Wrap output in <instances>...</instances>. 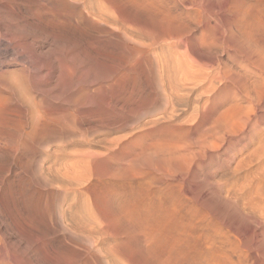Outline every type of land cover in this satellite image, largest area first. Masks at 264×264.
<instances>
[{"label": "rangeland", "instance_id": "1", "mask_svg": "<svg viewBox=\"0 0 264 264\" xmlns=\"http://www.w3.org/2000/svg\"><path fill=\"white\" fill-rule=\"evenodd\" d=\"M94 1L91 0V2H90V0H67V2H66L65 0H61V1L60 0H0V13H1L0 21L1 22L3 21L2 23L0 22V28L2 29V30L0 29V32L1 33L3 32L5 34V35H3V37H0V63H1L0 64V73L2 72L0 74V82H2L0 84V87H1L0 89H2V91L0 90V93L2 92L0 94V96H3V97L7 96L4 98H2V97L0 98V111H1L0 112V119H1V121L4 122L3 123L0 121V125H1L0 126V134L2 133L1 129H3V133L0 136V138H1L0 153L2 154L4 152L2 155H0V160L3 159L2 162L0 161V163H2V166L0 165L1 170H2V167H4L3 171H0V256L2 255V258L4 257L3 259H1V257H0V262L2 264H11V263L12 264H264V0H183V1L179 0V2H175L178 0H166L167 3L165 0H154V1L153 0H144V2H142L143 0H138V1L135 0V2L133 0H132V2H131V0H128V1L127 0L126 1L121 0L122 2H119L120 0L119 1H117V0H104L103 1L102 0L103 1L102 5L106 6V8L103 6L100 7L101 4H98L99 2L101 3V0L100 1L97 0L98 2L96 0H94ZM107 1H109V2H107ZM129 1H130V3H133V4L135 3V4L130 5V4H128ZM81 2H83L84 4L83 3L81 4ZM112 2H114L115 5H113ZM169 2H171V3H169ZM196 2H197V4H199V6L197 4H195ZM88 3H89V6L87 5ZM93 3L96 4L94 7H93ZM147 3H149V4H147ZM175 3H177V4H175ZM37 4L39 5V7H36V6H38ZM76 4H78L79 6ZM104 4H107L108 6L111 5L112 7L114 6V8H112L110 6L111 8L109 7L110 8L109 9L108 6L104 5ZM127 4H128V6H127ZM174 4L178 5V6H175ZM185 4L190 6V7L187 6L185 9V7H184ZM223 4H226V5H223ZM83 5H85V6H83ZM135 5L137 8L135 7ZM138 5L139 6L143 5V7H141L142 10H141V8L138 7ZM146 5H147V7H146ZM171 5H173L175 7H173ZM192 5H193V7H192ZM43 6H46V7H43ZM96 6H97V8H96ZM83 7L87 10L86 11L87 14H86ZM158 7H159V10H157ZM178 7L181 8V9L179 8L181 10V12L177 11V10H179ZM3 8H5V9H3ZM40 8H42L43 11ZM44 8H47V10ZM88 8H90V9H88ZM92 8L94 9V13L92 12L93 11ZM95 8L98 10L100 9L99 11L101 13H102V10L104 9L103 10L104 12L102 13L103 15H106L108 12L107 16H109V19L107 16L104 17L103 15H101L100 12L98 10H96ZM115 8H117L119 11L116 10ZM143 8L147 9L148 11L143 9ZM170 8H172V9H170ZM36 9L38 11L40 9V11L38 12ZM160 9H162L163 11ZM167 9H168V12H167ZM174 9H175V11H173ZM199 9H201V10H199ZM1 10L3 11L4 14L2 13ZM90 10H92V11H90ZM95 10L97 13L95 12ZM105 10L106 11L108 10V11L106 12ZM109 10H113V11L110 12ZM152 10L153 11L155 10L156 12L160 11V13H156L155 11L153 12ZM202 10H204V11H202ZM228 10H230V11H228ZM8 11H9V13H8ZM41 11L43 12V14ZM115 11H116V13H115ZM164 11H165V13H164ZM195 11H197V12H195ZM5 12L7 13V15ZM81 12L84 16L81 15ZM90 12H92V13H90ZM193 12H195V13H193ZM201 12H203V13H201ZM36 13H38V15ZM161 13H163V14H161ZM174 13L176 16H172V15H174ZM226 13H227V15L224 16V14H226ZM111 14L112 15L117 14L115 17L116 19H114V16H112ZM164 14H166L167 16L170 14L168 16V19L166 18V15H164ZM179 14H181V15L182 14H184V15L188 14V15L187 16L182 15V17H183L182 18ZM190 14L191 15L193 14V15L191 16ZM93 15H94V17H93ZM96 15H98V16H96ZM156 15H158V16H156ZM161 15L163 17L165 16V18L167 20L165 18H162ZM207 15L208 16L210 15V16L208 17ZM4 16L8 17V18H4ZM120 16L123 20L122 22L125 24H123L120 21L121 20ZM177 16L179 17V18H177L179 20L176 19ZM11 17H13V19ZM98 17L99 18L101 17V19L106 18V20L105 19L104 20L107 22H104L103 19L100 20ZM110 17H111V20H110ZM170 17H172V18H170ZM173 17H175L174 20H173ZM201 17L203 20L201 19ZM221 17H222V19H221ZM223 17L225 18V21H224ZM3 18H4L5 22H4ZM92 18H94V19L92 20ZM158 18L159 19L162 18V19L159 20ZM180 18H182V19H180ZM207 18L209 19V21ZM228 18L230 19V21ZM7 19L9 22L11 21V19L13 21L14 20L15 21L14 22L11 21L13 23L12 24L11 22L10 23L7 22ZM96 19H97V21H96ZM156 19H158V20H156ZM169 19L173 21V22H170L173 24V26L169 27V25H170V24L168 25V21H170ZM217 19H219V20H217ZM227 19H228V21H226ZM109 20L111 22H113L114 20L116 22L119 21L117 23V25H119L120 22H121V25L116 26V24H115V27H113L114 26L113 23H116V22L114 21L113 23H111ZM180 20H182L181 21L182 26L179 24ZM102 21H103V23H102ZM156 21H159V22H156ZM188 21L189 22L191 21L192 23H189ZM97 22L99 23V25ZM174 22H175V24H174ZM223 22H225V23L227 22L229 25L226 23L227 24V26H226V24ZM4 23L6 26L4 25ZM163 23H165V24H163ZM183 23H184V26H183ZM220 23H222V24H220ZM2 24L4 26H2ZM14 24H16V25H14ZM21 24H22V26H21ZM126 24H129V25L127 26ZM132 24L135 26V27L133 26L134 28L131 26V29L133 28L132 29L133 31L129 27ZM158 24L162 25L163 27L162 26L158 27ZM186 24H189V25H186ZM190 24L192 26H194L196 29L194 27H192ZM223 24L225 25L224 27H222ZM23 25H26V27ZM109 25H112V26H109ZM123 25H125V26H123ZM185 25L190 27L192 32H191L190 28H189V30H187L188 27H186ZM199 25H200V28H202V29L199 28ZM22 27H25V28H22ZM112 27H113V30H112ZM119 27L121 28V31H119L120 30ZM171 27H174V28H171ZM183 27L184 28L186 27V31H185V29H184V31L181 30V29H183ZM215 27H216V29H215ZM226 27L229 29H227ZM128 28H129V30H128ZM110 29H111V31H109ZM137 29L140 31H136ZM172 29H174L173 32H172ZM125 30L127 33L124 32ZM127 30L129 32L132 31L133 34H132V32L129 33ZM141 30H142V32H141ZM218 30H220V33ZM227 30H229V31L227 32ZM14 31L16 33H14ZM22 31L25 33H23ZM205 31L206 32L208 31L207 32L208 34ZM224 31H226V32H224ZM134 32L135 33L138 32V33L134 34ZM140 32H141V34H139ZM170 32L173 35L172 34L169 35ZM193 32H195V33H193ZM201 32H202V34H201ZM1 33H0V36H2ZM17 33H19V34H17ZM118 33H120V34H118ZM121 33H123L124 36H123V34L121 35ZM217 33L219 35L221 34V36L219 37ZM6 34H8V35H6ZM13 34H14V36H13ZM24 34L26 36H24L25 38L23 37L24 38L23 39L22 36ZM203 34L205 36H203ZM125 35H127V36H125ZM132 35H134V36H132ZM141 35L145 36V38H143V36H141ZM178 35L182 36V37H180L181 39H179V40H178L179 37H177ZM193 35L195 37H193ZM198 35H200V36L202 35L201 37H204V38H201ZM129 36H132L133 38H131ZM167 36H169V37H167ZM170 36H171V38H170ZM196 36L199 38V41H197L198 38ZM209 36H211L214 40L210 39ZM230 36H232L233 38ZM17 37L21 38L22 42ZM161 37L163 39L166 38L167 42H165L166 40L164 41L163 39H161ZM187 37H188V39H187ZM206 37H209L207 39H210L211 42L209 40H207ZM115 38H119V39H115ZM121 38H122V40H121ZM140 38H142L143 40H140ZM158 38L160 41L158 40ZM174 38H175V40H174ZM184 38H186V39H184ZM193 38H194V43H193ZM219 38L223 39V41H221V39H219ZM136 39H138V40H136ZM145 39H147V40H145ZM153 39H154V42L152 41ZM155 39L157 42H155ZM169 39L172 42L176 43V46L174 43L172 44V42ZM13 40L15 42L16 41L17 42L15 43ZM217 40H218V42H217ZM180 41H181V43H180ZM203 41H205V42L208 41L209 43L208 42L202 43ZM117 42H120V43L116 44ZM198 42L200 43L199 45H197ZM224 42L225 43L227 42L226 43L227 47L224 45ZM150 43H152L151 45H154V46L157 45V43L159 45L155 46V49H154V46H150ZM154 43H156V44H154ZM161 43H162L161 47L162 48L165 47L164 49H162L160 47ZM189 43H191V44H189ZM201 43L203 46L201 45ZM178 44H181L180 48H179ZM188 44L191 47L190 49H189V46L187 47ZM193 44L194 45L196 44V45L194 46ZM208 44H210V45H208ZM120 45H121V47H120ZM170 45H173V46H170ZM192 45L194 48L192 47ZM181 46H182V48H181ZM198 46H200L199 47L200 49L198 48ZM169 47H172L173 49H171ZM174 47H176V48L178 47L176 49V52L177 51L179 52V50L185 51V52H183L184 54L181 52H180L181 54H179L178 52L177 53L175 52L177 55H174V57H173V54H175L174 53V51H175ZM229 47L231 48V50ZM216 48H217V50H216ZM159 50L160 51L162 50L163 52L162 51L160 52ZM168 50H172V51H168ZM186 50L187 51L190 50L188 52V53H190L189 55L187 54ZM197 50H199V51H197ZM191 51L193 52L194 55L191 53ZM229 51H230V53H229ZM170 52L173 54H171ZM224 52H226V53H224ZM158 53L163 55V56L158 55ZM164 54L167 56V60H166V56H164ZM168 54H170L169 57L172 56L173 58L172 59L169 58ZM186 54L188 55L187 58H185ZM210 54L212 55V57ZM228 55H230L231 58ZM133 57H135L136 59ZM162 57L163 58L165 57V58L163 59ZM191 57H194V59L196 58V60L201 62L202 65L200 63L198 64V62L196 60L193 61L194 59ZM205 57H207V58H205ZM190 58H191V61H190L191 63L189 62ZM159 59L162 62L158 61ZM169 59H171L172 61ZM182 59H183V61H181ZM186 59L188 60V62L186 61ZM168 61L170 63L172 62L171 63L172 65L170 63H168ZM177 61H179V62H177ZM184 61H185V65H183ZM176 62L178 64L182 62L181 65H183L184 67L187 66V70L190 69V67H191L189 72L192 70L191 72L193 73V76L196 74V71H198V70H200V73L204 72L205 75H203L204 73H202L201 75L199 73H197L198 75H200V77H202V78L199 77V79H201V80H199L197 74L193 77L192 73H189L187 70L186 71L188 73H186V71L184 72V70H185L184 67L181 68L182 66L180 67V64H179V66H177L178 64ZM194 62H197L198 66L194 65L195 64ZM216 63H217V65H216ZM156 64H158V65H156ZM160 64H162L164 66H162ZM218 64H219V66H218ZM226 64H229L230 66L226 65ZM189 65H190V67L188 68ZM199 65L202 66V68H201L202 71H201V69H199L201 67ZM154 66L155 67L158 66L161 69H159V68L156 69ZM171 66L173 69L176 66L178 67V68L176 67L174 69V71L176 69H178L175 71L176 73L180 71L179 67L182 71L176 75H173V74H175V72L172 69H169V67L171 68ZM208 66L213 67V68H209ZM216 66H218L219 68ZM193 67H194V69L196 68L198 70H196V69L194 70ZM203 68H205V71L203 70ZM206 68L210 71H208ZM216 68L219 71H217ZM152 69L153 70L155 69V70L153 71ZM211 69H213V71ZM225 69L228 72H230V71L231 72L229 74H227V73H225L226 72ZM21 70H23L25 72H23ZM160 70H162V71H160ZM165 70L166 71L170 70L169 71L170 73L165 72ZM206 70L208 71V73L206 72ZM7 72L11 73V75L8 74ZM157 72L159 74H161L163 72L164 75L162 74L161 76H159ZM14 73H15V76H14ZM20 73H22V74H20ZM154 73H157V74H154ZM166 73H169L170 76ZM171 73H173L172 74L173 77L171 76ZM7 74L10 75L9 80L12 81L11 85H13V86H11V87L9 84L10 81H8L6 78V77H8ZM17 74L19 77H17ZM179 74H180V76H179ZM183 74H185V75H183ZM186 74L187 75L190 74L191 76L188 75L187 76L188 78L186 79ZM216 74H218V75H216ZM26 75L27 76L30 75V76H28V78L26 79L25 78V77H27ZM166 75H168V76L166 77ZM181 75H183L185 77H183ZM225 75L227 76L226 79L224 77ZM11 76L14 77V79ZM174 76L176 78V81L173 79ZM176 76L179 77V81H178V77H176ZM189 76H190V78L193 77V79L196 77L199 81L196 80V78H195V80L191 79V81H190ZM203 76H206V77L208 76V77L207 78L205 77L206 78L205 79ZM209 76H213V79H210L212 77L209 78ZM168 77H171L172 79L171 78L168 79ZM153 78H154V80H152ZM161 78L163 80L162 81L163 85L166 83V82H164L165 79L166 78L168 79L169 84L166 83L167 85L166 84L165 85L169 87L168 89L170 91L172 90L171 92H169V90L166 88L165 85L163 86L162 84H160ZM217 78H218V80H217ZM1 79L4 81H2ZM5 79H6V82L9 84L8 85L9 87L5 85V84H7L5 82ZM203 79H205L208 82L207 83L204 80L206 82V84H209V82H210L211 83L210 85L213 86L215 90L214 89L212 90L210 85H209V87H208V85H206V87H208V88H206L205 83L203 82ZM15 80H16V82H15ZM170 80L173 82L174 88H176L175 86H177L178 84H179L178 86H180L179 87L180 89L183 88V85H185L183 90L185 91L187 88V91H188L189 88L191 89V85H194V82H195V85H194L195 88H192L191 93H187V95H186V92H181L182 89L178 90L179 88H177V90H178L177 93L180 94V95H178V94H176L177 90L173 88V85H171L172 82ZM184 80L186 82H189V83H186ZM174 81H175V84L176 83H178V84L175 85ZM182 81H183V83H182ZM214 81H216V82H214ZM196 82L197 83L202 82V85L204 84L203 86L206 89L204 87L203 88L206 91L208 90V92L210 94L203 90L201 84L198 83L199 86H197L198 84ZM224 82L226 83V85ZM154 83H156V84L158 83V84L155 85ZM191 83H193V84H191ZM213 83H215V85ZM2 84H3V87H2ZM16 84L18 85V87ZM187 84H190L189 87L187 86ZM30 85H31V87H30ZM159 85L162 87H158ZM171 86L173 89H170ZM12 87H13V90H12ZM14 87L17 91H19L20 87H23V89L21 88V91L16 93V90H14ZM9 88H11V89H9ZM27 88H30V89H27ZM163 88H166V89H163ZM162 89H163V91L164 90L165 91L163 92ZM28 90H30L31 92ZM157 90H160V91L157 92ZM173 90H176V91H173ZM195 90H196V92H195ZM227 90H228V92H227ZM13 91H15V93L17 95L18 94H20V95L15 96ZM199 91H200L201 95L204 92L205 93L202 96H200ZM10 92H13V93H10ZM173 92L177 96L183 95V97H185L182 100L179 99L180 101L178 100V102H176L177 104L175 103L173 105L176 107L170 106V105H172V103H169L170 99H169V97H167L170 95L173 96L174 95V94H172ZM188 92H190V91H188ZM211 92H213V93H211ZM21 93L26 94V96L29 97V99H27V97ZM196 93H197V95H195ZM12 94L14 96H12ZM28 94H29V96H28ZM176 95H174V96H176ZM184 95H186V96H184ZM210 95L213 98L212 100L210 98L211 97ZM19 96L21 98H19ZM84 96H85V98H84ZM89 96H90V98H89ZM123 96H126L125 99H123L124 98ZM138 96H141V97H138ZM146 96H147V99H146ZM148 96H151L153 101H149V102L147 101L148 105H146V100H152L150 97L148 98ZM162 96H164L165 98H168V99H165ZM197 96L199 99H196ZM17 97H18V99H20V101L16 100ZM38 97H39V99H41V98L42 99L39 100ZM69 97H71V98H69ZM72 97H73V99H72ZM74 97H78V99L74 98ZM94 97L95 98L97 97V98L95 99ZM193 97H194V99H193ZM35 98H37V99H35ZM93 98H94V100H93ZM126 98H128V100ZM159 98H161V100ZM163 98H164V100H163ZM206 98H207V100H206ZM7 99H9V100H7ZM44 99H46V100H44ZM69 99H71L73 101L72 104H69L72 102ZM82 99L86 103L82 102ZM107 99L109 102L107 101ZM113 99H114V101H111ZM115 99H116V101H115ZM224 99H225V101H224ZM1 100H2V102L3 101L4 102L2 103ZM12 100L14 103H12ZM26 100H29L30 102L26 101ZM125 100H127V102ZM183 100H184V102H182ZM197 100H199V101L197 102ZM17 101H19V103ZM23 101H24V104L26 106L23 105ZM31 101H32V103H33V101L34 102L36 101L34 103V106L38 105L37 107L35 106L36 107V109H34L35 112H32V111H34L32 108H35V107H33V104L31 103ZM40 101H41V104H40ZM43 101H44V103H43ZM47 101L51 103V104L50 103L47 104L48 106H46ZM74 101H76V102L74 103ZM78 101H80V102L78 103ZM94 101H95V103H94ZM130 101H132V102H130ZM137 101H138V104H137ZM141 101L145 105L144 107L142 106L143 104L141 103ZM144 101H145V103H144ZM222 101H224V103H222ZM20 102H22V103H20ZM88 102L90 104H93L94 106L90 105ZM105 102H108L109 105H108V103H105ZM157 102H158V106H157ZM165 102L167 103V105ZM187 102H188V104H187ZM192 102L194 105L195 104L197 105V106L195 105L194 109L196 110L198 108L197 110L200 113H198V111L196 110V112L198 113L197 114L193 110V108H191V106L193 105ZM16 103H17V105H15ZM61 103H62V105H61ZM96 103L98 106L95 105ZM117 103H119L121 106L119 104L117 105ZM149 103H150V105H149ZM152 103H153V105H152ZM198 103H200V104H198ZM205 103H207V104L210 103V104H212L211 106H213V107L209 106L210 104L207 105ZM217 103H219V104H217ZM19 104H21L22 107ZM30 104L32 107L30 106ZM74 104H75V107H73ZM104 104H106V106H104ZM189 104L190 105L192 104V105L190 106ZM202 104H205L206 107L205 106L202 107ZM4 105L8 106V107H5ZM49 105H51V106H49ZM58 105L61 107H59ZM78 105L79 106L82 105L83 107L82 106L79 107ZM123 105H125V106H123ZM128 105H130L131 108ZM134 105H137V106L139 105V107L135 106L136 108H139V109H136L135 107L133 108ZM163 105L165 108L162 107ZM215 105L217 107H214ZM23 106H25V107H23ZM28 106L30 107V109ZM85 106H87V107H85ZM111 106H112V109H111ZM117 106H119V107L117 108ZM147 106H148V108H146ZM149 106H151V107L149 108ZM159 106H161V107H159ZM177 106H179V107H177ZM200 106H201V108H200ZM11 107L14 108V109L12 108L13 111H11L12 110ZM38 107L41 109H37ZM53 107H54V109L53 110L51 109V111H50V108H53ZM77 107H79L78 111L81 110L82 112L81 111L78 112ZM154 107L156 108L157 111L155 110ZM166 107H167V109H166ZM181 107H183V109H186V108L187 109L183 110ZM207 107H208V109H207ZM5 108H6V111H5ZM16 108L18 110L15 113ZM19 108H20V110H19ZM42 108H43V110H42ZM127 108L129 110H127ZM153 108H154V110H153ZM162 108H163V110L166 109L165 110L166 112L162 111L161 110ZM177 108H180L181 110L180 109L177 110ZM222 108L223 109L225 108V111ZM65 109H67V110H65ZM134 109H136V110L134 111ZM143 109H145V110H143ZM148 109H149V111H148ZM169 109L171 111H169ZM212 109H214L216 114H214L215 112L212 113L213 112ZM27 110H29V111L27 112ZM39 110H41V111L39 112ZM137 110L138 111L140 110V111L138 112ZM176 110L180 111L181 114L179 112H177ZM182 110L185 112H183ZM190 110H192V111L190 112ZM209 110H210V112H209L210 115L208 113L206 114V112ZM227 110H229V111L231 110V111L227 112ZM30 111H31V113H29ZM37 111L39 112V114ZM104 111L106 113H109L110 115L109 114L107 115ZM110 111H112V112H110ZM113 111L114 112L116 111L117 113H114ZM155 111H156V113H155ZM167 111L171 112L173 115L172 114L170 115L169 113H167ZM12 112H14V114ZM21 112L23 114L25 113L24 114L25 116L21 115L22 114ZM75 112H76V114L74 115ZM89 112H92V113H89ZM94 112L97 113L99 116L97 114L92 115V114H95ZM126 112H128V113H126ZM136 112H138V113H136ZM186 112H187V114H186ZM188 112L191 113L190 116H192L194 114V112H195V114L192 117H190ZM222 112L224 115H222ZM5 113L7 114V116ZM43 113H47V114H44L45 116H43L42 115ZM49 113H50V116L48 115ZM158 113L160 115H163V116H161L162 120L160 118H158L160 116ZM12 114L14 116L15 115L16 116L14 117ZM79 114L82 116H80ZM111 114L112 115L114 114L115 116L114 115L112 116ZM196 114H197L198 119L195 116ZM200 114H202V115L204 114L203 116H205V117L201 118ZM205 114L208 115L207 116V118H209L208 120H207ZM18 115H19V117H18ZM41 115H42V117H41ZM76 115L78 117H76ZM101 115H102V117H101ZM106 115H107V117H106ZM118 115H119V118H118ZM220 115H222V116H220ZM32 116L33 117L35 116V118L33 119ZM124 116H126L127 118ZM156 116H157V118H156ZM166 116L168 117V119ZM172 116H174V117L176 116V117L174 118ZM186 116H187V121H189L190 124L186 121H185L186 123L184 122V124L181 123L180 120L181 119L184 120V117H186ZM194 116H195V118H194ZM209 116H211V117H209ZM48 117H50V118H48ZM80 117H82L83 119ZM170 117H172V118H170ZM9 118L12 121H10ZM38 118L41 121H39ZM40 118H42V119H40ZM45 118H48V119H45ZM73 118H74V120H77V121H74ZM99 118H101L103 120L101 121V119L99 120ZM104 118H106V119L104 120ZM154 118H156V120L157 119L158 120L156 121ZM200 118L202 119V121H199ZM5 119H8V121ZM35 119H37V120H35ZM193 119H196V120L193 121ZM17 120H19V121L16 122ZM45 120L47 123H49V122L50 123L47 124L45 122ZM72 120L74 121V123H72L73 122ZM78 120H79V122H80V120H82L83 122L81 121L79 123ZM97 120H99V122ZM148 120L150 122V125L154 124L153 127H155L154 129L157 130V132L154 131V129H152L153 127L148 124ZM153 120L155 121V123ZM166 120H168V121L166 122ZM203 120L205 121V123ZM209 120H211V122ZM31 121L33 123V126L29 125V124H32ZM43 121H44V123H43ZM113 121H115L116 123H118V122H120V123H118L119 125H117V127H115L116 123L114 122V125H113L112 124ZM146 121H147V123H146ZM173 121H174V123H173ZM196 121H198L199 123ZM7 122H9V125ZM10 122H12L14 124H12V123L10 124ZM15 122L17 125L19 124L20 126L19 125L18 126L21 128H19L15 124ZM27 122L29 124H27ZM41 122H42L43 126H42V124H39ZM68 122L71 124H69ZM100 122H102V125L100 124ZM103 122H105V123H103ZM121 122H123V123H121ZM152 122H153V124H151ZM171 122L173 123L172 125H170ZM202 122H203L204 126L202 125ZM2 123H3V126H2ZM56 123H58V124H56ZM143 123L144 124L146 123L145 126ZM164 123L165 124L169 123L168 124L169 126L167 125L168 127L166 125H163L164 127L166 126L167 128H169V130L171 129L172 131L175 129V131L172 132V131H169L168 129L167 130L165 129L166 131L164 129L161 131L160 129L164 128L162 126V124H164ZM177 123H178V125H176ZM147 124H148L149 128H148V126L146 127ZM195 124L197 126H195ZM13 125H15L16 127H18L20 129L21 135L17 134V132H19V130L16 129L17 130L16 131L15 130L16 127H14ZM37 125H41V126H37ZM55 125H56V127H55ZM59 125L61 127H59ZM71 125H74V126L79 125L77 127H78V129L80 128V131L77 128H75L74 126L72 127ZM108 125H110V127ZM28 126H30V127H28ZM138 126H141L144 128H140ZM157 126L159 128H157ZM6 127L8 129H10L11 131L14 129L13 132H15L14 133L15 135L13 134V132L9 131ZM37 127L39 130L43 127L45 129L43 128L41 130V133H40V132H38L39 130H36ZM52 127H54V128H52ZM64 127H65V129H63ZM150 127H152V128H150ZM22 128H23V130H22ZM55 128H57L58 130ZM60 128H61V131H59ZM100 128H101V130H100ZM107 128H108V130H107ZM133 128H134L133 133L135 135L132 133ZM176 128L177 129L179 128L181 130V131H179V129H178V132H181V134L180 133L177 134ZM49 129L52 132H50ZM43 130L44 131L46 130V132H44ZM129 130L131 133L129 132ZM135 130H138V135L136 134L137 131H135ZM140 130H142V133ZM145 130H147V131H145ZM148 130H151V131L148 132ZM158 130L161 132H159ZM30 131L31 132L33 131V132L29 136V134L31 133ZM53 131L56 133H54ZM163 131H165V132H163ZM184 131H186L187 133ZM79 132H81V133H79ZM7 133H8V135H7ZM39 133L41 134V137H39L40 135H35V134H39ZM64 133H66L67 137L65 136ZM67 133L69 135H67ZM85 133H86V135H85ZM125 133H126V135H127V133H129L130 136L127 135L126 137H124L123 135ZM164 133H165V135H164ZM77 134L78 135L81 134V135L78 136ZM82 134L84 136H82ZM131 134H133L132 136H134L133 137L134 139L132 138ZM158 134H160V135H158ZM23 135H25V136H23ZM44 135L46 136L45 138L43 137ZM71 135H72V137H71ZM171 135L175 136L176 139H173V136L170 138ZM182 135L186 138L185 140L182 138ZM7 136H8V138L9 137L10 138L8 139ZM49 136H51V137L49 138ZM146 136L148 138H150V140H152V143H150L149 139H147V140L144 139V138H147ZM153 136H154V138L152 139ZM161 136H162V138H161ZM167 136L169 137V139H171V140L173 139V143L175 141L174 146L171 145V144H173L172 142H170L171 140L168 141L169 139H167L168 138ZM11 137H14V138H11ZM16 137H17V139H16ZM18 137H20V138L18 139ZM24 137L28 138L29 140L25 139ZM37 137H38V139H37ZM53 137H55V138H53ZM86 137H87V139H86ZM100 137H102V138H100ZM103 137H105V138H103ZM122 137H124V138L122 139ZM2 138L5 139L3 142H2V140H3ZM41 138H43V139H41ZM90 138H92V139H90ZM108 138L111 141L110 143H107V141L109 142ZM127 138H128V140H127ZM137 138L138 139L140 138L138 140L139 142L140 141L142 142L141 139H143L144 143L143 142L139 143L136 140L135 142H137V143L134 145L132 142ZM155 138L156 139L158 138V139L156 140ZM163 138H164V140H163ZM177 138H180L181 140L183 139L184 141L183 140L181 141L180 139H177ZM21 139H22V141H21ZM40 139H41V141H40ZM44 139L46 141H44ZM49 139H50V141H49ZM80 139H82L83 141ZM205 139H208L209 142L212 140V142L215 144H213L212 142L209 143L207 140L205 141ZM209 139H211V140H209ZM12 140H15V142ZM68 140L70 142H68ZM86 140H90V141L88 142ZM91 140H93V141L95 140V143L93 141L91 142ZM103 140H106V141H103ZM113 140H114V143L112 142ZM116 140H119L120 142H123V143H119L120 144V146H119V144H118L119 141L117 142V144H115ZM126 140L128 142H126ZM153 140L158 141V142H156L157 146H154L155 141L153 144ZM159 140H160V142H161V140L164 142L160 143ZM165 140H167V142H165ZM176 140L178 142L181 141L180 142L181 144L177 143ZM7 141H10L9 144L10 143L11 144L9 145ZM64 141H66V142H64ZM129 141H130V143H129ZM31 142L32 143L35 142L37 144L34 145V143L32 144ZM38 142H42V143H38ZM77 142H79L78 145L80 147L75 145V144H77ZM81 142H83V143H81ZM102 142L103 143L106 142L107 144L106 143H104V144L107 146H109L111 143H112V145L114 144V146H113L114 149L111 148L112 146L111 147L110 146L107 147L105 145L103 146ZM168 142H170V143H168ZM43 143H45V144L43 145ZM61 143H64V146H63V144L61 145ZM93 143H94V146H92ZM125 143L127 146L125 145ZM138 143L140 144L139 146L137 145ZM148 143H150V145L153 144L154 148H153V146H151V148H153L152 151L150 148H148V146L150 147V145ZM176 143H177V145H176ZM14 144H15V146H14ZM128 144H130V145L133 144V145L130 148V146ZM142 144L143 145L145 144L146 147L145 146L144 147H145L146 151H145V149H143ZM147 144H148V146H147ZM41 145L44 148L40 147ZM115 145L117 146V148ZM166 145L168 147H166ZM13 146H14V148H13ZM46 146L48 149V154L46 153L47 152ZM72 146H74L73 149L75 148V150H77V151L79 150L78 148H81V146H84L81 148L82 150L78 151L77 154H78V156H79V154H81L80 155L81 157L84 155V157H82V159H84V160L87 159V161L85 160L86 162L84 160H82L80 157L76 156L77 154H75V156H76L75 157V156H73L74 155L73 153H70L73 150V149L71 150ZM75 146L78 148H76ZM88 146H91V147H88ZM122 146H124V147L122 148ZM140 146L142 147L143 150L141 148H139ZM162 146H164V147H162ZM170 146H171V148H170ZM7 147L9 148V150H10V148L12 150L8 151ZM29 147L33 152L32 155H30L31 151L29 150ZM64 147H66V148H64ZM155 147L156 148L157 147L162 148L163 152L157 150ZM68 148H69L70 152H68L69 151V150H67ZM105 148H106V150H105ZM1 149L2 150L4 149V150L2 151ZM21 149H22V151H21ZM36 149H38V150H36ZM58 149H61L63 152L61 150H58ZM112 149H113V151H112ZM133 149H138V151L133 150ZM24 150H26V151H24ZM64 150H66V151L64 152ZM75 150L73 152H75ZM86 150L87 151L89 150L88 151L89 154H86V153H88ZM92 150H94L96 153ZM120 150L122 153L119 152ZM55 151H56V153L61 151L63 154L61 152H60V154H58V153L55 154ZM82 151L83 152L86 151V152L83 153ZM124 151H126V152H124ZM127 151H128V153H127ZM134 151H136V153H134ZM144 151H145V153H144ZM7 152H9V153L7 154ZM20 152H22V153H20ZM44 152H45V155H44ZM66 152H68L69 154H71V156H73L70 158L71 162H74L77 160V162H74L75 167L78 165L75 169L73 168L74 166L72 165V163L70 161H68L70 155H65V154H68ZM100 152H102V153H100ZM146 152H147V154H146ZM12 153H13V155H12ZM120 153L122 155L127 153L125 155L126 158L124 155H123L124 158L123 157L121 158L122 155ZM152 153L154 155H152ZM24 154L26 157L24 156ZM33 154H34V157H32ZM61 154L63 155V157ZM143 154H146L148 156L146 157ZM161 154L164 157L161 156ZM51 155H53V156H51ZM150 155H152V156H150ZM158 155H160V156L158 157ZM2 156H3V158H1ZM9 156L11 159L9 158ZM19 156H21L22 159ZM118 156H120V157H118ZM5 157H6V159H5ZM27 157H28L29 161H26V160H28V159H26ZM40 157L41 158L43 157L45 159L43 160V158L41 159ZM77 157L80 158V161H78L79 159ZM132 157H133V159H132ZM143 157H146V159L145 158L143 159ZM55 158H57L58 160H55ZM59 158H61V159H59ZM62 158H64L65 160H62ZM66 158H67L68 162L66 161ZM75 158H77V159H75ZM119 158L122 161L119 160ZM153 158L155 161L153 160ZM159 158H160V160H159ZM162 158H163V162L161 161ZM52 159L55 161H53ZM126 159H128V161ZM140 159H142V160H140ZM9 160H10V162H9ZM33 160L35 162H38V164L35 163ZM59 160H61V161H59ZM149 160H153V161H149ZM195 160L198 162L196 163ZM25 161H26V163H25ZM81 161L82 162L84 161L87 164H84V163L82 164ZM116 161H117V163L115 164ZM124 161H125V165H123ZM156 161H157V163H155ZM3 162L5 163V166H4ZM17 162H19V163H17ZM52 162H54V163H52ZM60 162H62V163H60ZM65 162L70 164V165H67ZM6 163H7V165H6ZM13 163H15V164H13ZM21 163H23V164L21 165ZM49 163L51 165H49ZM55 163H57V165ZM154 163H155V165H154ZM194 163H196V164H194ZM25 164L26 165L28 164V165L26 166ZM52 164H53V166L54 165L55 166L51 168ZM81 164L83 165V167L85 165V167L87 169L88 168L89 169L85 171V169H86L85 168L84 172H83L82 171L83 168H82ZM106 164L108 166L110 164V166L108 167ZM23 165H24V167H23ZM35 165L36 166L38 165L37 166L38 168L34 169V167H36ZM86 165H88V167ZM92 165H93V167H91ZM121 165H123V167H122L123 169H121ZM153 165H154V167L156 166L155 170L152 169ZM6 166H7V168H6ZM10 166H12V167H10ZM39 166L41 167V170L39 169ZM56 166L57 167L59 166V167L57 168ZM70 166H72V167H70ZM113 166L116 167L115 170H112V169H114ZM67 167H68V169H67ZM124 167L126 168V170ZM46 168L47 169L50 168L51 174H52L51 170L55 169V170H53L54 174H52V175L49 174V172ZM62 168L64 169V171L62 170ZM70 168L72 171L69 170ZM77 168H78V170H76ZM110 168H112V169L110 170ZM117 168H118V170H117ZM147 168H149V169H147ZM188 168H189V170H188ZM38 169L41 172L40 171L35 172ZM66 169H67V172L69 171L68 173L66 172ZM107 169H108V171H106ZM165 169H166L167 174H165L166 173ZM33 170H35L34 171L35 174L38 173L36 175L38 176V180L39 181L41 180L40 182H42V180L44 178H47V179L43 180L45 182H42L41 183L42 185L39 183V181H38L39 185H38V183H36L37 178H36V175L33 173ZM75 170L77 171V173ZM147 170H149V171H147ZM162 170H164V171H162ZM58 171H60L61 174L63 172H64L63 174L67 173V175H65V176L63 174L61 175L60 172H58ZM78 171H80V172H78ZM131 171H132V173H131ZM152 171H154V172H152ZM72 172L75 173V174H73V176H71ZM82 172L85 174H81ZM32 173L34 174L35 178H33ZM40 173L43 176H41ZM78 173H80L81 175H79ZM155 173H156V175H155ZM171 173H172V175H170ZM58 174H60L61 176H59ZM68 174L71 176V178ZM76 174H78L79 176H77ZM92 174H93V176L91 178ZM122 174H123V176H122ZM162 174H163V176H164V174L166 176H164V178H163V176H161ZM177 174H179V176ZM185 174H186V176H185ZM54 175H57V176H54ZM175 175H177V176H175ZM22 176H23V178H22ZM39 176H41V177H39ZM67 176L70 179L74 178V180L72 179L73 181L72 180L70 181V179ZM88 176H90V177H88ZM146 176H148V177L150 176L151 179H149L150 177L148 178ZM152 176H154V177L156 176L155 177L156 180L153 179L154 177L152 178ZM171 176H173V177H171ZM181 176H183V177H181ZM48 177H51L50 179H52V181L54 183L56 182V185H54V183H52V181ZM55 177H58L59 180L62 179L63 182L68 179L67 182H69V183H66V185H68V186H66L64 184L66 182L65 181L64 183L61 184V188H60L59 184H57V183H60V181L57 182L58 178H55ZM79 177H81L82 179ZM97 177H99V179L103 178L104 183H103L102 179H100V181H99V179ZM157 177L160 178V180ZM180 177L183 178L181 181H180V179H181ZM83 178L85 179L86 182H82ZM87 178H90L93 183L91 182L90 179H89L90 181H88ZM136 178H139V179H136ZM184 178H186V179H184ZM75 179L77 180V182L81 181V183L79 182L80 185L83 184L85 187L87 185V187L83 188L84 186L81 187L80 185H77V182ZM168 179H170V180H168ZM13 180H15V181H13ZM139 180H141V181H139ZM145 180H146V183H145ZM150 180L151 181L153 180L154 182L153 181L151 182ZM165 180H167V181L164 182ZM8 181H10V182H8ZM87 181H88V183H87ZM97 181H99V183ZM105 181L107 182L106 184H105ZM112 181H113V183H112ZM70 182L72 183V185H74L75 183H76V185L71 186ZM90 182H91V184L88 185ZM100 182L103 184H101ZM108 182H109V185H108ZM118 182H119V184H118ZM139 182L141 183L140 185H138ZM142 182H143V186H145V187H143V188H145V191L143 189L140 190L142 188ZM169 182H172L173 186L170 185L171 183H169ZM44 183H47V184L49 183L48 185H50V186H48L47 184H46L47 185L46 186ZM154 183L156 186H154ZM168 183H169V185H168ZM95 184H97V185H95ZM122 184L124 185L123 188H125L126 190L122 189V186H121ZM149 184L153 186V189H152V186H149ZM43 185H45V186H43ZM91 185H92L93 189H92ZM99 185H102V186H99ZM106 185H108V187H106ZM127 185H128V187H127ZM114 186H115V188H114ZM119 186L121 187L120 189H119ZM129 186H132V187H129ZM134 186H135L134 192L136 193L135 195L138 194L137 198H136V196L133 195L134 193H133L132 188ZM171 187H173V188L175 187V188L173 189ZM49 188H53V190L52 189L50 190ZM58 188L61 190H59ZM110 188H113L115 190L111 189L112 190L111 191ZM147 188H149V190H151V191H149ZM63 189L65 192L64 195H66V192H67V195H70V194L71 195L70 196L66 195L64 197L63 196ZM87 189L90 191L87 192ZM101 189H104V191L106 193H104V191ZM121 189H122V191L123 190L124 191L122 192ZM137 189H138V191H137ZM79 190L82 192L83 195L81 194V192ZM127 190L129 191V193H127L128 192ZM74 191H75V193H74ZM77 191H79V192H77ZM130 191L133 194H131ZM102 192L104 194H102ZM107 192H108V195H107ZM139 192L140 193L142 192V193L139 194ZM97 193H99L101 196H104L106 194L105 195L106 197H104V198L109 199L108 197H110V199L109 200L103 199V197H101L99 194L97 197ZM111 193H113L114 196H112ZM124 193H127V194H125L126 196L124 195ZM75 194L78 197H76V196L74 197ZM77 194H79L80 196ZM115 194H119V195L116 196ZM130 194L132 196H130ZM143 194H145V195L143 196ZM59 195H62V196H59ZM146 195H147V197H145ZM60 197H62L63 199ZM115 197H117V198H115ZM133 197L135 200L133 199ZM142 197L144 200L142 199ZM59 198H60V200H59ZM71 198H73V199H71ZM94 198H96V199H94ZM146 198H148V199H146ZM53 199H54V201H52ZM64 199L67 203L64 201ZM100 199H101V202H100ZM119 199H121V200H119ZM125 199H126V201L129 200L128 202H130V203H127L125 201ZM69 200H71V202ZM123 200L125 203L123 202ZM138 200L139 201L142 200V201H140V203H139ZM148 200L149 201L152 200L154 202H152V201L149 202ZM121 201H122V204L124 203L125 205L120 204ZM98 202H100V203H98ZM134 202H138V203H134ZM146 202H147V204H146ZM52 203H54V204L56 203V204L55 205L53 204L54 205L53 206ZM107 203H108V205H107ZM151 203H152V205H151ZM68 204L70 206H68ZM113 204H114V206H113ZM158 204L160 205L161 208L163 207L164 209L163 208L161 209ZM129 205H131V207H129ZM132 205H134L133 208H134L135 212L132 210L133 209ZM149 205H150V209L148 208ZM155 205H157V206H155ZM55 206H57L59 209ZM112 206L117 210L114 211L115 209ZM119 206H120V208H119ZM67 207H70L71 209L68 210L69 208H67ZM101 207H103V209ZM122 207H124L125 211L122 209ZM139 207L141 209L143 208L142 209L143 211ZM156 208H158V209L160 208V209L158 210ZM66 209H67V211H66ZM129 209H130V211L132 210L131 213H130ZM57 210H58V212H57ZM71 210L74 214L69 213V212H71ZM154 210H156L157 212L154 213L153 212ZM97 211H99L101 213L98 214ZM108 211H109V213L111 211H112L111 213H113V212L114 213L116 212V213L115 214H111V213L109 214ZM117 211H118V213H117ZM136 211H138V213ZM158 211L159 212L161 211L160 215H159ZM165 211L166 212L168 211V212L165 213ZM103 212H107V213H103ZM119 212H120V214H119ZM124 212H126V213H124ZM151 212H153L152 213L153 215L151 214ZM163 212L165 214H163ZM57 213H58V216L55 215ZM140 213L141 214L143 213V214L141 215ZM71 214H73V215H71ZM118 214H119V216H118ZM155 214H157V215L155 216ZM166 214H168V215H166ZM103 215L104 216L107 215L105 217L106 219L102 218V217H104ZM108 215L110 216V218L112 217L111 220L113 219L112 220L113 223L115 222L114 217H116V219H117L116 221L117 222L119 221L120 223L119 222H118L119 224L117 222H115V223L117 224V226L120 225V227L118 226V228L120 230L117 227H116L117 229H114L115 228L114 226H116V224H113L111 222V220L109 221ZM112 215H114V216H112ZM122 215L124 217L127 215L125 218H128V219H124V217ZM137 215L140 217V219L137 217ZM158 215H159V217H157ZM65 216H66V220L64 219ZM150 216H151V218H150ZM170 216H172L173 218L171 217V219H170L169 218ZM81 217H82V219H81ZM92 217L94 218V220ZM160 217H162V218H160ZM71 218L72 219L74 218V219L72 220ZM121 218L123 219L122 221H121ZM100 219H101V221H100ZM145 219H147V220L145 221ZM148 219H150V220H148ZM165 219H167V220H165ZM74 220H76V222ZM80 220H82V221H80ZM106 220H107V222H106ZM124 220H126V221L128 220L127 221L128 223L125 222ZM137 220H138V222H137ZM160 220H161V223H160ZM97 221H100V224ZM108 221H109V223H108ZM131 221L133 223L135 221L134 225L137 224V226H133L132 225L133 223ZM101 222H102V224H101ZM121 222H123V225ZM124 223L125 224L127 223V224L125 225ZM80 224H82V225H80ZM99 225L102 227H100ZM96 226H98L100 228V230L102 229L101 231H103V228L105 227L104 232L106 234H104V232L100 233L99 230L96 231V228L99 229ZM132 226L134 227L135 230L136 229L137 230L135 231L134 229L129 228ZM107 227L108 228L112 227V228L108 229ZM121 227H122V229H121ZM123 229L126 231H121ZM106 230L109 233H107ZM130 231H131V233H129ZM125 232H126V234L124 235ZM4 247H5V249H4ZM3 260H4V262H3ZM9 260H10V262H9Z\"/></svg>", "mask_w": 264, "mask_h": 264}, {"label": "bare ground", "instance_id": "2", "mask_svg": "<svg viewBox=\"0 0 264 264\" xmlns=\"http://www.w3.org/2000/svg\"><path fill=\"white\" fill-rule=\"evenodd\" d=\"M60 1H61V0H60ZM65 1L67 2V0H65ZM93 1H94V0H93ZM96 1H97V0H96ZM98 1H100V0H98ZM98 1H97V2H98ZM103 1H104V0H103ZM103 1L101 0V3H100V2L98 3V4H101L100 7L103 6V5H102V4H103V3H102ZM117 1H119V0H117ZM122 1H126V0H122ZM122 1L120 0L119 2H122ZM127 1H128V0H127ZM133 1L135 2V0H133ZM136 1H138V0H136ZM153 1H154V0H153ZM153 1H152V2H153ZM165 1H166V0H165ZM165 1H164V2H165ZM182 1H183V0H182ZM36 2H37V1H36ZM63 2H64V1H63ZM70 2H71V1H70ZM90 2H91V0H90ZM90 2H89V3H90ZM94 2H95V1H94ZM107 2H109V1H107ZM131 2H132V0H131ZM139 2H140V1H139ZM142 2H144V0H143ZM148 2H149V1H148ZM158 2H159V1H158ZM175 2H179V0H178V1H175ZM193 2H194V1H193ZM198 2H199V1H198ZM200 2H201V1H200ZM223 2H224V1H223ZM34 3H35V2H34ZM37 3H38V2H37ZM61 3H62V2H61ZM82 3H83V2H81V4H82ZM85 3H86V2H85ZM89 3L87 4L88 6H89ZM95 3H96V2H95ZM95 3H93V7L96 5ZM112 3H113V5H115L114 2H112ZM115 3H116V2H115ZM145 3H146V2H145ZM149 3H150V2H149ZM149 3H147V4H149ZM166 3H167V1H166ZM169 3H171V2H169ZM169 3H168V4H169ZM172 3H173V2H172ZM185 3H186V2H185ZM40 4H41V3H40ZM64 4H65V3H64ZM66 4H67V3H66ZM79 4H80V3H79ZM83 4H84V3H83ZM98 4H97V5H98ZM109 4H110V3H109ZM117 4H118V3H117ZM128 4L131 5V4H133V3H130V1H129ZM128 4H127V6H128ZM134 4H135V3H134ZM134 4H133V5H134ZM136 4H137V3H136ZM138 4H139V3H138ZM140 4H141V3H140ZM150 4H151V3H150ZM152 4H153V3H152ZM157 4H158V3H157ZM159 4H160V3H159ZM175 4H177V3H175ZM175 4H174V5H175ZM195 4H197V2H196ZM34 5H35V4H34ZM37 5H38V4H37ZM76 5H78V4H76ZM104 5H107V4H104ZM118 5H119V4H118ZM169 5H170V4H169ZM169 5H168V6H169ZM181 5H182V4H181ZM185 5H186V4H185ZM185 5H184V7H185V9H186V7H187L188 5H186V6H185ZM197 5L199 6V4H197ZM223 5H226V4H223ZM41 6H42V5H41ZM62 6H63V5H62ZM68 6H69V5H68ZM70 6H71V5H70ZM78 6H79V5H78ZM83 6H85V5H83ZM88 6H87V7H88ZM91 6H92V5H91ZM107 6H108V5H107ZM110 6H111V5H110ZM110 6H108V8H109ZM166 6H167V5H166ZM171 6H173V5H171ZM175 6H178V5H175ZM175 6H173V7H175ZM195 6H196V5H195ZM1 7H2V6H1ZM3 7H4V6H3ZM36 7H39V5L36 6ZM43 7H46V6H43ZM74 7H75V6H74ZM74 7H73V8H74ZM103 7L106 8V6H103ZM103 7H102V8H103ZM111 7H112V6H111ZM111 7H110V8H111ZM133 7H134V6H133ZM135 7H136V5H135ZM135 7H134V8H135ZM138 7L141 8V7H143V5H142V6H139V5H138ZM146 7H147V5H146ZM150 7H151V6H150ZM181 7H182V6H181ZM188 7H190V6H188ZM192 7H193V5H192ZM229 7H230V6H229ZM5 8H6V7H5ZM5 8H3V9H5ZM47 8H48V7H47ZM47 8H44V9L47 10ZM81 8H82V7H81ZM83 8H84V7H83ZM96 8H97V6H96ZM96 8H95V9H96ZM108 8H107V9H108ZM110 8H109V9H110ZM112 8H114V6H113ZM129 8H130V7H129ZM136 8H137V7H136ZM168 8H169V7H168ZM176 8H177V7H176ZM179 8H180V7H178V9H179ZM222 8H223V7H222ZM37 9H38V8H37ZM37 9H36V10H37ZM40 9L42 10V8H40ZM40 9H39V11H40ZM49 9H50V8H49ZM88 9H90V8H88ZM115 9L118 10L117 8H115ZM143 9H145V8H143ZM154 9H155V8H154ZM170 9H172V8H170ZM180 9H181V8H180ZM180 9L177 10V11H180V12H181ZM36 10H35V11H36ZM74 10H75V9H74ZM84 10H85V12L87 11L85 8H84ZM92 10H93V11H92ZM92 10H90V11H92V12L94 13V9H93V8H92ZM96 10H98V9H96ZM96 10H95V12H96ZM99 10H100V9H99ZM99 10H98V11H99ZM101 10H102V9H101ZM103 10H104V9H103ZM103 10H102V13L104 12ZM136 10H137V9H136ZM141 10H142V8H141ZM145 10H147V9H145ZM145 10H144V11H145ZM157 10H159V7L157 8ZM160 10H162V9H160ZM199 10H201V9H199ZM225 10H226V9H225ZM1 11H2V10H1ZM37 11H38V10H37ZM39 11H38V12H39ZM42 11H43V10H42ZM42 11H41V12H42ZM88 11H89V10H88ZM105 11H106V10H105ZM107 11H108V10H107ZM107 11H106V12H107ZM109 11L112 12L113 10H109ZM118 11H119V10H118ZM147 11H148V10H147ZM152 11H153V10H152ZM152 11H151V12H152ZM154 11H155V10H154ZM154 11H153V12H154ZM162 11H163V10H162ZM162 11H161V12H162ZM173 11H175V9H174ZM202 11H204V10H202ZM222 11H223V10H222ZM228 11H230V10H228ZM44 12H45V11H44ZM77 12H78V11H77ZM92 12H90V13H92ZM99 12H100V11H99ZM153 12H152V13H153ZM155 12H156V11H155ZM167 12H168V9H167ZM169 12H170V11H169ZM182 12H183V11H182ZM184 12H185V11H184ZM186 12H187V11H186ZM195 12H197V11H195ZM195 12H193V13H195ZM2 13H3V11H2ZM5 13H6V12H5ZM8 13H9V11H8ZM78 13H79V12H78ZM96 13H97V12H96ZM102 13L100 12L101 15H103ZM115 13H116V11H115ZM126 13H127V12H126ZM156 13H160V11H159V12H156ZM164 13H165V11H164ZM178 13H179V12H178ZM201 13H203V12H201ZM228 13H229V12H228ZM3 14H4V13H3ZM36 14L38 15V13H36ZM42 14H43V12H42ZM86 14H87V12H86ZM88 14H89V13H88ZM105 14H106V13H105ZM107 14H108V12H107ZM107 14H106V15H103V16L106 17ZM154 14H155V13H154ZM161 14H163V13H161ZM188 14H189V13H188ZM188 14H187V15H188ZM229 14H230V13H229ZM0 15H1V13H0ZM6 15H7V13H6ZM6 15H5V16H6ZM79 15H80V14H79ZM81 15L84 16V15L82 14V12H81ZM81 15H80V16H81ZM111 15H112V14H111ZM116 15H117V14H116ZM116 15H115V14L112 15V16H114V19H116V18H115ZM164 15H166V14H164ZM169 15H170V14H169ZM169 15H168V16H169ZM171 15H172V14H171ZM179 15L182 17V15H184V14H182V15L179 14ZM179 15H178V16H179ZM185 15H186V14H185ZM185 15H184V16H185ZM187 15H186V16H187ZM190 15H191V14H190ZM192 15H193V14H192ZM192 15H191V16H192ZM195 15H196V14H195ZM226 15H227V13L224 14V16H226ZM5 16H4V18H8V17H5ZM86 16H87V15H86ZM90 16H91V15H90ZM96 16H98V15H96ZM99 16H100V15H99ZM153 16H154V15H153ZM156 16H158V15H156ZM161 16H162V15H161ZM161 16H160V17H161ZM168 16L166 15V18H167V19H168ZM172 16H176L175 13H174V15H172ZM178 16L176 17V19L179 18ZM207 16H208V15H207ZM209 16H210V15H209ZM209 16H208V17H209ZM0 17H1V16H0ZM88 17H89V16H88ZM93 17H94V15H93ZM107 17H108V19H109V16H107ZM188 17H189V16H188ZM195 17H196V16H195ZM199 17H200V16H199ZM202 17H203V16H202ZM202 17H201V19H202ZM4 18H3V20H4ZM11 18L13 19V17H11ZM89 18H90V17H89ZM98 18H99V17H98ZM98 18H97V19H98ZM118 18H119V17H118ZM120 18H121V16H120ZM155 18H156V17H155ZM162 18H165V16H164V17L162 16ZM162 18H160V19L158 18V19L161 20ZM166 18H165V19H166ZM170 18H172V17H170ZM174 18H175V17H173V20H174ZM182 18H183V17H182ZM182 18H180V19H182ZM223 18H224V17H223ZM12 19H11V21L14 22L15 20L13 21ZM15 19H16V18H15ZM85 19H86V18H85ZM93 19H94V18H92V20H93ZM97 19H96V21H97ZM99 19L102 20L103 18L101 19V17H100ZM104 19L106 20V18H104ZM104 19H103V20H104ZM158 19H156V20H158ZM167 19H166V20H167ZM184 19H185V18H184ZM184 19H183V20H184ZM187 19H188V18H187ZM207 19H208V18H207ZM221 19H222V17H221ZM228 19H229V18H228ZM228 19H227L226 21H228ZM105 20H104V22H107V21H105ZM110 20H111V17H110ZM110 20H109V21H110ZM166 20H165V21H166ZM169 20H170V19H169ZM177 20H179V19H177ZM202 20H203V19H202ZM217 20H219V19H217ZM11 21H10V22H11ZM94 21H95V20H94ZM98 21H99V20H98ZM109 21H108V22H109ZM114 21H115V20H114ZM114 21H113V22H114ZM120 21H121V22L123 21L122 18H121ZM163 21H164V20H163ZM175 21H176V20H175ZM181 21H182V20H180V22H179L180 25H181ZM192 21H193V20H192ZM200 21H201V20H200ZM208 21H209V19H208ZM220 21H221V20H220ZM220 21H219V22H220ZM224 21H225V18H224ZM229 21H230V19H229ZM0 22H1V21H0ZM2 22H3V21H2ZM2 22H1V23H2ZM4 22H5V20H4ZM7 22H9L8 19H7ZM10 22H9V23H10ZM12 22H11V23H12ZM110 22H111V21H110ZM113 22H111V23H113ZM115 22H116V21H115ZM118 22H119V21H117L116 23H113V24H114L113 27H115V24H116V26L121 25V22H120L119 25H117ZM156 22H159V21H156ZM166 22H167V21H166ZM166 22H165V23H166ZM170 22H173V21H172V20L168 21V25L170 24L169 27H170V26H173V24L170 23ZM188 22H189V21H188ZM188 22H187V23H188ZM219 22H218V23H219ZM97 23H98V22H97ZM97 23H96V24H97ZM102 23H103V21H102ZM102 23H101V24H102ZM122 23H123V22H122ZM160 23H161V22H160ZM165 23H163V24H165ZM177 23H178V22H177ZM177 23H176V24H177ZM189 23H192V22L190 21ZM196 23H197V22H196ZM201 23H202V22H201ZM210 23H211V22H210ZM212 23H213V22H212ZM223 23H225V22H223ZM226 23H227V22H226ZM226 23H225V24H226ZM229 23H230V22H229ZM12 24H13V23H12ZM29 24H30V23H29ZM29 24H28V25H29ZM105 24H106V23H105ZM108 24H109V23H108ZM123 24H125V23H123ZM156 24H157V23H156ZM171 24H172V25H171ZM174 24H175V22H174ZM194 24H195V23H194ZM194 24H193V25H194ZM202 24H203V23H202ZM220 24H222V23H220ZM227 24H228V23H227ZM227 24H226V26H227ZM4 25H5V23H4ZM4 25L2 24V26H4ZM7 25H8V24H7ZM9 25H10V24H9ZM14 25H16V24H14ZM26 25H27V24H26ZM26 25H23V26L26 27ZM98 25H99V23H98ZM126 25L128 26L129 24H126ZM186 25H189V24H186ZM186 25H185V26H186ZM190 25H191V24H190ZM217 25H218V24H217ZM228 25H229V24H228ZM2 26H1V27H2ZM5 26H6V25H5ZM17 26H18V25H17ZM21 26H22V24H21ZM106 26H107V25H106ZM109 26H112V25H109ZM109 26H108V27H109ZM123 26H125V25H123ZM127 26H126V27H127ZM131 26L133 27L134 25H133V24L130 25V26H129L130 29H131ZM160 26H162V25H159V24H158V27H160ZM165 26H166V25H165ZM165 26H164V27H165ZM174 26H175V25H174ZM178 26H179V25H178ZM178 26H177V27H178ZM181 26H182V25H181ZM183 26H184V23H183ZM191 26H192V25H191ZM224 26H225V25L223 24L222 27H224ZM7 27H8V26H7ZM25 27H22V28H25ZM29 27H30V26H29ZM101 27H102V26H101ZM113 27H112V30H113ZM126 27H125V28H126ZM134 27H135V26H134ZM134 27H133V28H134ZM162 27H163V26H162ZM162 27H161V28H162ZM179 27H180V26H179ZM179 27H178V28H179ZM186 27H188V26H186ZM186 27H185V28L183 27V29H181V30L184 31V29H185V31H186ZM192 27H194V26H192ZM197 27H198V26H197ZM201 27H202V26H201ZM203 27H204V26H203ZM105 28H106V27H105ZM119 28H120V27H119ZM119 28H118V29H119ZM133 28H132V29H133ZM171 28H174V27H171ZM175 28H176V27H175ZM178 28H177V29H178ZM180 28H181V27H180ZM189 28H190V27H188L187 30H189ZM194 28H195V27H194ZM199 28H200V25H199ZM226 28H227V27H226ZM0 29H1V28H0ZM10 29H11V28H10ZM103 29H104V28H103ZM103 29H102V30H103ZM106 29H107V28H106ZM132 29H131V30H132ZM163 29H164V28H163ZM165 29H166V28H165ZM195 29H196V28H195ZM197 29H198V28H197ZM200 29H202V28H200ZM203 29H204V28H203ZM215 29H216V27H215ZM227 29H229V28H227ZM1 30H2V29H1ZM12 30H13V29H12ZM21 30H22V29H21ZM116 30H117V29H116ZM128 30H129V28H128ZM128 30H127V31H128ZM159 30H160V29H159ZM173 30H174V29H172V32H173ZM190 30H191V28H190ZM198 30H199V29H198ZM206 30H207V29H206ZM7 31H8V30H7ZM18 31H19V30H18ZM23 31H24V30H23ZM23 31H22V32H23ZM109 31H111V29H110ZM119 31H121V28H120ZM132 31H133V30H132ZM132 31H131V32H132ZM136 31H140V30L137 29ZM160 31H161V30H160ZM176 31H177V30H176ZM179 31H180V30H179ZM209 31H210V30H209ZM218 31H219V33H220V30H218ZM228 31H229V30H227V32H228ZM8 32H9V31H8ZM122 32H123V31H122ZM124 32H126V30H125ZM128 32H129V31H128ZM131 32H129V33H131ZM141 32H142V30H141ZM141 32H140L139 34H141ZM163 32H164V31H163ZM187 32H188V31H187ZM191 32H192V30H191ZM205 32H206V31H205ZM207 32H208V31H207ZM207 32H206V33H207ZM215 32H216V31H215ZM222 32H223V31H222ZM224 32H226V31H224ZM230 32H231V31H230ZM0 33H1V32H0ZM14 33H16V32L14 31ZM23 33H25V32H23ZM103 33H104V32H103ZM105 33H106V32H105ZM108 33H109V32H108ZM126 33H127V32H126ZM136 33H138V32H136ZM136 33L134 32V34H136ZM161 33H162V32H161ZM168 33H169V32H168ZM193 33H195V32H193ZM210 33H211V32H210ZM17 34H19V33H17ZM21 34H22V33H21ZM21 34H20V35H21ZM118 34H120V33H118ZM122 34H123V33H121V35H122ZM132 34H133V32H132ZM151 34H152V33H151ZM163 34H164V33H163ZM171 34H172V33L170 32L169 35H171ZM179 34H180V33H179ZM185 34H186V33H185ZM201 34H202V32H201ZM207 34H208V33H207ZM217 34H218V33H217ZM1 35H2V36H0V37H3V35H5V34L2 32ZM6 35H8V34H6ZM9 35H10V34H9ZM111 35H112V34H111ZM111 35H110V36H111ZM143 35H144V34H143ZM143 35H141V36H143ZM146 35H147V34H146ZM172 35H173V34H172ZM176 35H177V34H176ZM176 35H175V36H176ZM209 35H210V34H209ZM215 35H216V34H215ZM222 35H223V34H222ZM13 36H14V34H13ZM24 36H26V35L24 34V35L22 36V38H23ZM110 36H109V37H110ZM123 36H124V34H123ZM123 36H122V37H123ZM125 36H127V35H125ZM132 36H134V35H132ZM132 36H129V37L133 38ZM139 36H140V35H139ZM198 36H200V35H198ZM201 36H202V35H201ZM201 36H200V37H201ZM203 36H205V35L203 34ZM212 36H213V35H212ZM216 36H217V35H216ZM216 36H215V37H216ZM218 36L220 37L221 34H220V35L218 34ZM8 37H9V36H8ZM20 37H21V36H20ZM85 37H86V36H85ZM111 37H112V36H111ZM114 37H115V36H114ZM116 37H117V36H116ZM129 37H128V38H129ZM167 37H169V36H167ZM172 37H173V36H172ZM177 37H179V38H178V40H179V39H181L180 37H182V36H179V35H178ZM191 37H192V36H191ZM193 37H195V36L193 35ZM196 37H197V36H196ZM209 37H210V39L214 40L211 36H209ZM209 37H206V39L209 38ZM213 37H214V36H213ZM228 37H229V36H228ZM230 37H232V36H230ZM17 38H19V37H17ZM24 38H25V37H24ZM24 38H23V39H24ZM136 38H137V37H136ZM143 38H145V36H143ZM170 38H171V36H170ZM197 38H198V37H197ZM201 38H204V37H201ZM232 38H233V37H232ZM9 39H10V38H9ZM12 39H13V38H12ZM15 39H16V38H15ZM19 39L21 40V38H19ZM19 39H18V40H19ZM113 39H114V38H113ZM115 39H119V38H115ZM148 39H149V38H148ZM150 39H151V38H150ZM161 39H163V38L161 37ZM184 39H186V38H184ZM187 39H188V37H187ZM206 39H205V40H206ZM210 39H207V40L210 41ZM219 39H221V38H219ZM16 40H17V39H16ZM111 40H112V39H111ZM121 40H122V38H121ZM136 40H138V39H136ZM140 40H143V39L140 38ZM145 40H147V39H145ZM158 40H159V38H158ZM163 40L165 41L166 38H164ZM169 40H170V39H169ZM174 40H175V38H174ZM203 40H204V39H203ZM215 40H216V39H215ZM231 40H232V39H231ZM10 41H11V40H10ZM13 41H14V40H13ZM152 41L154 42V39H153ZM159 41H160V40H159ZM170 41H171V40H170ZM187 41H188V40H187ZM187 41H186V42H187ZM197 41H199V38H198ZM219 41H220V40H219ZM221 41H223V39H221ZM229 41H230V40H229ZM14 42H15V41H14ZM16 42H17V41H16ZM16 42H15V43H16ZM18 42H19V41H18ZM21 42H22V40H21ZM25 42H26V41H25ZM114 42H115V41H114ZM145 42H146V41H145ZM150 42H151V41H150ZM155 42H157L156 39H155ZM165 42H167V40H166ZM165 42H164V43H165ZM171 42H172V41H171ZM182 42H183V41H182ZM188 42H189V41H188ZM207 42H208V41H207ZM207 42L203 41L202 43H207ZM210 42H211V41H210ZM217 42H218V40H217ZM231 42H232V41H231ZM19 43H20V42H19ZM19 43H18V44H19ZM118 43H120V42H117L116 44H118ZM127 43H128V42H127ZM146 43H147V42H146ZM173 43H174V42H172V44H173ZM180 43H181V41H180ZM193 43H194V38H193ZM195 43H196V42H195ZM202 43H201V45H202ZM208 43H209V42H208ZM226 43H227V42H226ZM226 43L224 42V45H225V46H226ZM229 43H230V42H229ZM18 44H17V45H18ZM22 44H23V43H22ZM138 44H139V43H138ZM151 44H152V43H150V46H154V45H151ZM154 44H156V43H154ZM174 44H175V46H176V43H174ZM189 44H191V43H189ZM189 44L187 45V47L189 46ZM199 44H200V43L198 42L197 45H199ZM231 44H232V43H231ZM157 45H159V44L157 43ZM157 45H155V46H157ZM161 45H162V43L160 44V47H161ZM163 45H164V44H163ZM178 45H179V48H180V45H181V44H178ZM183 45H184V44H183ZM193 45H194V44H193ZM193 45H192V47H193ZM195 45H196V44H195ZM195 45H194V46H195ZM208 45H210V44H208ZM118 46H119V45H118ZM155 46H154V49H155ZM170 46H173V45H170ZM202 46H203V45H202ZM202 46H201V47H202ZM206 46H207V45H206ZM228 46H229V45H228ZM230 46H231V45H230ZM120 47H121V45H120ZM160 47H159V48H160ZM199 47H200V46H198V48H199ZM226 47H227V46H226ZM226 47H225V48H226ZM231 47H232V46H231ZM157 48H158V47H157ZM161 48H162V47H161ZM164 48H165V47H164ZM164 48H162V49H164ZM166 48H167V47H166ZM169 48L173 49L172 47H169ZM174 48H175V49H174V50H175L174 53H175V52H176V49H177L178 47H177V48L174 47ZM181 48H182V46H181ZM184 48H185V47H184ZM190 48H191V47L189 46V49H190ZM193 48H194V47H193ZM193 48H192V49H193ZM203 48H204V47H203ZM222 48H223V47H222ZM229 48H230V47H229ZM199 49H200V48H199ZM181 50H182V49H181ZM208 50H209V49H208ZM216 50H217V48H216ZM230 50H231V48H230ZM156 51H157V50H156ZM159 51H160V50H159ZM161 51H162V50H161ZM161 51H160V52H161ZM168 51H172V50H168ZM186 51H187V50H186ZM189 51H190V50H189ZM189 51H187V54H188V55L190 54V53H188ZM194 51H195V50H194ZM197 51H199V50H197ZM197 51H196V52H197ZM204 51H205V50H204ZM222 51H223V50H222ZM227 51H228V50H227ZM162 52H163V51H162ZM166 52H167V51H166ZM177 52H178V51H177ZM177 52H176V53H177ZM180 52L183 53V52H185V51H183V50L180 51V50H179L178 53L181 54ZM202 52H203V51H202ZM164 53H165V52H164ZM167 53H168V52H167ZM170 53H171V52H170ZM176 53H175V54L171 53V54H173V57H174V55H177ZM191 53L193 54L192 51H191ZM205 53H206V52H205ZM210 53H211V52H210ZM213 53H214V52H213ZM224 53H226V52H224ZM229 53H230V51H229ZM229 53H228V54H229ZM135 54H136V53H135ZM142 54H143V53H142ZM142 54H141V55H142ZM145 54H146V53H145ZM183 54H184V53H183ZM187 54L185 55L186 57L184 56L185 58L188 57ZM211 54H212V53H211ZM211 54H210V55H211ZM141 55H140V56H141ZM158 55L163 56V55H161V54H159V53H158ZM169 55H170V54H168V57H169ZM193 55H194V54H193ZM205 55H206V54H205ZM213 55H214V54H213ZM230 55H231V54H230ZM230 55H228V56L230 57ZM143 56H144V55H143ZM156 56H157V55H156ZM164 56H166V55L164 54ZM190 56H191V55H190ZM190 56H189V57H190ZM128 57H129V56H128ZM173 57L171 56V57H169V58L172 59ZM180 57H181V56H180ZM211 57H212V55H211ZM133 58H135V57H133ZM159 58H160V57H159ZM162 58H163V57H162ZM164 58H165V57H164ZM164 58H163V59H164ZM175 58H176V57H175ZM175 58H174V59H175ZM182 58H183V57H182ZM191 58L194 59V57H191ZM191 58H190L189 62L191 61ZM205 58H207V57H205ZM230 58H231V57H230ZM135 59H136V58H135ZM157 59H158V58H157ZM160 59H161V58H160ZM160 59H159L158 61H160ZM171 59H169V60H171ZM178 59H179V58H178ZM183 59H184V58H183ZM183 59H182L181 61H183ZM193 59H192V60H193ZM210 59H211V58H210ZM227 59H228V58H227ZM166 60H167V56H166ZM175 60H176V59H175ZM179 60H180V59H179ZM184 60H185V59H184ZM195 60H196V58H195L193 61H195ZM148 61H149V60H148ZM156 61H157V60H156ZM171 61H172V60H171ZM186 61L188 62L187 59H186ZM193 61H192V62H193ZM196 61H197V60H196ZM160 62H162V61H160ZM160 62H159V63H160ZM165 62H166V61H165ZM173 62H174V61H173ZM177 62H179V61H177ZM177 62H176V63H177ZM197 62H198V64H199V63L201 64V62H199V61H197ZM197 62H194V63H195L194 65L198 66V65H197ZM221 62H222V61H221ZM159 63H158V64H159ZM166 63H167V62H166ZM168 63H170V62L168 61ZM171 63H172V62H171ZM171 63H170V64H171ZM176 63H175V64H176ZM190 63H191V62H190ZM224 63H225V62H224ZM226 63H227V62H226ZM0 64H1V63H0ZM154 64H155V63H154ZM158 64H156V65H158ZM177 64H178V63H177ZM179 64H180V67L182 66L181 68H183V67H184L183 65H185V61L183 62V65H181L182 62L179 63ZM179 64H178L177 66H179ZM186 64H187V63H186ZM150 65H151V64H150ZM156 65H155V66H156ZM160 65H162V64H160ZM171 65H172V64H171ZM187 65H188V64H187ZM201 65H202V64H201ZM201 65H199V66H201ZM210 65H211V64H210ZM216 65H217V63H216ZM221 65H222V64H221ZM226 65H229V64H226ZM155 66H154V67H155ZM162 66H164V65H162ZM162 66H161V67H162ZM165 66H166V65H165ZM167 66H168V65H167ZM177 66H176V67H177ZM218 66H219V64H218ZM218 66H216V67H218ZM229 66H230V65H229ZM127 67H128V66H127ZM152 67H153V66H152ZM176 67H175V68H176ZM180 67H179V70H180L179 72L182 71V70L180 69ZM189 67H190V65L188 66V68H189ZM204 67H205V66H204ZM208 67H209V66H208ZM132 68H133V67H132ZM155 68H156V69H157V68L161 69V68L158 67V66L155 67ZM175 68H174V69H175ZM177 68H178V67H177ZM201 68H202V66H201L199 69H201ZM209 68H213V67H209ZM214 68H215V67H214ZM218 68H219V67H218ZM230 68H231V67H230ZM1 69H2V68H1ZM163 69H164V68H163ZM167 69H168V68H167ZM169 69H172V70L174 71V69L172 68V66H171V68L169 67ZM184 69H185V70H184V72H185V71L187 70V66L184 67ZM190 69H191V67H190ZM190 69H188L187 71L189 72ZM193 69H194V67H193ZM195 69H196V68H195ZM195 69H194V70H195ZM206 69H207V68H206ZM231 69H232V68H231ZM152 70H153V69H152ZM154 70H155V69H154ZM154 70H153V71H154ZM176 70H178V69H176ZM176 70H175V71H176ZM196 70H198V69H196ZM203 70L205 71V68H203ZM207 70H208V69H207ZM207 70H206V72L208 73V71H210V70H208V71H207ZM211 70L213 71V69H211ZM216 70L219 71L217 68H216ZM228 70H229V69H228ZM12 71H13V70H12ZM21 71H23V70H21ZM160 71H162V70H160ZM169 71H170V70H169ZM169 71H166V70H165V72H169ZM173 71H172V72H173ZM175 71H174V72H175ZM187 71H186V73H188ZM191 71H192V70H191ZM191 71H190L189 73H192ZM198 71H199V72H198ZM198 71H196V74L199 73V74L201 75L202 73H204V72H201V73H200V70H198ZM201 71H202V69H201ZM225 71H226L225 73H227V74H229V73L231 72V71L228 72L226 69H225ZM23 72H25V71H23ZM158 72H159V71H158ZM158 72H157V73H158ZM163 72H164V71H163ZM163 72H162L161 74L158 73V75L161 76V75L163 74ZM179 72H177V73L175 72V74L171 73V76H172V74H173V75H176V74H178ZM194 72H195V71H194ZM214 72H215V71H214ZM1 73H2V72H1ZM1 73H0V74H1ZM7 73H8V72H7ZM27 73H28V72H27ZM157 73H154V74H157ZM169 73H170V72H169ZM169 73H166V74H168V75L170 76ZM182 73H183V72H182ZM207 73H206V74H207ZM8 74L11 75V73H8ZM8 74H7V75H8ZM20 74H22V73H20ZM109 74H110V73H109ZM194 74H195V73H194ZM196 74H195V75H196ZM209 74H210V73H209ZM212 74H213V73H212ZM231 74H232V73H231ZM5 75H6V74H5ZM10 75H8V77H6L8 81H10V80H9ZM163 75H164V74H163ZM168 75H166V77H167ZM183 75H185V74H183ZM183 75H181V76H183ZM188 75H190V74H188ZM188 75L186 74V79L188 78V77H187ZM195 75H194V76H195ZM200 75L197 74L198 79H199ZM203 75H205V73H204ZM210 75H211V74H210ZM213 75H214V74H213ZM216 75H218V74H216ZM216 75H215V76H216ZM220 75H221V74H220ZM12 76H13V75H12ZM12 76H11V77H12ZM14 76H15V73H14ZM26 76H27V75H26ZM28 76H30V75H28ZM28 76L25 77V78L27 79ZM159 76H158V77H159ZM179 76H180V74H179ZM190 76H191V75H190ZM190 76H189V78H190ZM192 76H193V73H192ZM194 76H193V77H194ZM17 77H19L18 74H17ZM17 77H16V78H17ZM152 77H153V76H152ZM163 77H164V76H163ZM163 77H162V78H163ZM172 77H173V76H172ZM176 77H178V76H176ZM183 77H185V76H183ZM193 77L190 78V81H191V79H193ZM203 77L205 78L206 76H203ZM207 77H208V76H207ZM207 77H206V78H207ZM210 77H212V78H210ZM224 77H225V79H226L227 76L225 75ZM12 78L14 79V77H12ZM162 78H161V80H160V81H161L160 84H162V81H163ZM169 78H171V77H168V79H169ZM195 78H196V77H195ZM195 78H194L193 80H195ZM200 78H202V77H200ZM206 78H205V79H206ZM209 78H210V79H213V76H209ZM221 78H222V77H221ZM3 79H4V78H3ZM18 79H19V78H18ZM158 79H159V78H158ZM168 79L166 78L165 81H164V82H166L167 84H169V83H168ZM171 79H172V78H171ZM173 79L176 81L175 76H174ZM198 79L196 78V80H198ZM205 79H203V82L205 83V87H206V85H208V87H209V85H210L211 83L209 82V84H206L207 81H206ZM214 79H215V78H214ZM225 79H224V80H225ZM1 80H2V79H1ZM30 80H31V79H30ZM152 80H154V78H153ZM166 80H167V81H166ZM181 80H182V79H181ZM188 80H189V79H188ZM193 80H192V81H193ZM199 80H201V79H199ZM199 80H198V81H199ZM204 80H205L206 82H205ZM208 80H209V79H208ZM217 80H218V78H217ZM220 80H221V79H220ZM220 80H219V81H220ZM224 80H223V81H224ZM2 81H4V80H2ZM26 81H27V80H26ZM103 81H104V80H103ZM170 81H171V80H170ZM175 81H174V84H175ZM178 81H179V77H178ZM184 81H185V80H184ZM5 82H6V79H5ZM11 82H12V81H10V83H9V84H10V87L13 86V85H11ZM15 82H16V80H15ZM28 82H29V81H28ZM154 82H155V81H154ZM164 82H163V83H164ZM171 82H172V81H171ZM185 82H186V81H185ZM193 82H194V81H193ZM212 82H213V81H212ZM214 82H216V81H214ZM229 82H230V81H229ZM1 83H2V82H0V84H1ZM6 83H7V82H6ZM13 83H14V82H13ZM20 83H21V82H20ZM166 83H165V84H166ZM179 83H180V82H179ZM182 83H183V81H182ZM186 83H189V82H186ZM196 83H197V82H196ZM198 83H199V82H198ZM198 83H197V84H198ZM207 83H208V82H207ZM224 83H225V82H224ZM9 84L7 83V84H5V85L8 86ZM154 84L157 85L158 83H157V84L154 83ZM165 84H164V85H165ZM167 84H166V85H167ZM176 84H178V83H176ZM176 84H175V85H176ZM191 84H193V83H191ZM199 84L202 85V82L199 83ZM199 84H198L197 86H199ZM213 84L215 85V83H213ZM229 84H230V83H229ZM16 85H17V84H16ZM32 85H33V84H32ZM162 85H163V84H162ZM164 85H163V86H164ZM166 85H165V86H166ZM171 85H173V82H172ZM178 85H179V84H178ZM178 85H177V86H178ZM189 85H190V84H187L188 87H189ZM194 85H195V82H194ZM194 85H191V89L189 88L188 91H190V92L187 91V88H186L185 91L183 90V88H184L185 85H183V88H181L182 90L179 88L180 86H178V87L175 86L176 88H174V85H173V88L176 89V90H177V88H179L178 90H181V92H186V95H187V93H191L192 88H195ZM203 85H204V84H203ZM203 85H202V88L204 87ZM225 85H226V83H225ZM23 86H24V85H23ZM27 86H28V85H27ZM27 86H26V87H27ZM181 86H182V85H181ZM187 86H186V87H187ZM210 86H211V85H210ZM2 87H3V84H2ZM8 87H9V86H8ZM8 87H7V88H8ZM17 87H18V85H17ZM30 87H31V85H30ZM156 87H157V86H156ZM156 87H155V88H156ZM158 87H162V86L159 85ZM205 87H204V88H205ZM208 87H206V88H208ZM0 88H1V87H0ZM5 88H6V87H5ZM21 88L23 89V87H20L19 91H21ZM166 88L168 89L169 87L166 86ZM166 88H163V89H166ZM173 88H172V86H171L170 89H173ZM197 88H198V87H197ZM200 88H201V87H200ZM200 88H199V89H200ZM204 88H203V90L206 91V90H205L206 88H205V89H204ZM211 88H212V90L214 89L213 86H211ZM9 89H11V88H9ZM27 89H30V88H27ZM163 89H162V91H163ZM0 90L2 91V89H0ZM7 90H8V89H7ZM7 90H6V91H7ZM12 90H13V87H12ZM14 90H16L15 87H14ZM160 90H161V89H160ZM160 90H157V92H159ZM168 90H169V89H168ZM176 90H173V91H176ZM178 90L176 91V94H178V93H177ZM210 90H211V89H210ZM210 90H209V91H210ZM214 90H215V89H214ZM8 91H9V90H8ZM10 91H11V90H10ZM19 91L16 90V93L19 92ZM25 91H26V90H25ZM28 91H30V90H28ZM162 91H161V92H162ZM164 91H165V90H164ZM164 91H163V92H164ZM166 91H167V90H166ZM171 91H172V90H171ZM171 91L169 90V92H171ZM13 92H14V94H15V96H16L17 94L15 93V91H13ZM13 92H10V93H13ZM30 92H31V91H30ZM30 92H29V93H30ZM195 92H196V90H195ZM201 92H202V91H201ZM206 92H208V90H207ZM213 92H214V91H213ZM213 92H211V93H213ZM227 92H228V90H227ZM1 93H2V92H1ZM1 93H0V94H1ZM25 93H26V92H25ZM179 93H180V92H179ZM199 93H200V91H199ZM204 93H205V92H204ZM204 93H203V94H204ZM208 93H209V92H208ZM21 94H23V93H21ZM32 94H33V93H32ZM168 94H169V93H168ZM172 94H174V92H173ZM176 94H174V95H176ZM203 94H202V95H203ZM209 94H210V93H209ZM209 94H208V95H209ZM227 94H228V93H227ZM9 95H10V94H9ZM18 95H20V94H18ZM18 95H17V96H18ZM23 95L26 96V94H23ZM174 95H173V96H171V95H170V96H167V97H169V99H170L169 103H172V105L169 104L170 106H173L176 102H178L179 99L182 100L183 98H185V97H183V95H182V96H177V95L174 96ZM178 95H180V94H178ZM186 95H184V96H186ZM188 95H189V94H188ZM195 95H197V93H196ZM199 95L202 96L201 93H200ZM12 96H14V95L12 94ZM21 96H22V95H21ZM24 96H23V97H24ZM28 96H29V94H28ZM164 96H165V95H164ZM164 96H162V97H164ZM193 96H194V95H193ZM210 96H211V95H210ZM1 97L4 98V97H7V96H4V97H3V96H0V98H1ZM26 97H27V96H26ZM46 97H47V96H46ZM86 97H87V96H86ZM97 97H98V96H97ZM97 97H96V98H97ZM100 97H101V96H100ZM102 97H103V96H102ZM108 97H109V96H108ZM108 97H107V98H108ZM116 97H117V96H116ZM123 97H124L123 99H125L126 96H123ZM133 97H134V96H133ZM135 97H136V96H135ZM138 97H141V96H138ZM138 97H137V98H138ZM149 97L152 99L151 96H148V98H149ZM155 97H156V96H155ZM155 97H154V98H155ZM162 97H161V98H162ZM218 97H219V96H218ZM221 97H222V96H221ZM8 98H9V97H8ZM15 98H16V97H15ZM19 98H21V97L19 96ZM69 98H71V97H69ZM74 98H77V99H78V97H74ZM84 98H85V96H84ZM87 98H88V97H87ZM89 98H90V96H89ZM94 98H95V97H94ZM94 98H93V100H94ZM96 98H95V99H96ZM114 98H115V97H114ZM119 98H120V97H119ZM121 98H122V97H121ZM129 98H130V97H129ZM142 98H143V97H142ZM161 98H159V99L161 100ZM164 98H165V97H164ZM164 98H163V100H164ZM186 98H187V97H186ZM210 98H211V100L213 99L212 96H211ZM225 98H226V97H225ZM9 99H10V98H9ZM9 99H7V100H9ZM27 99H29V97H27ZM32 99H33V98H32ZM35 99H37V98H35ZM35 99H34V100H35ZM38 99H39V97H38ZM41 99H42V98H41ZM41 99H39V100H41ZM61 99H62V98H61ZM72 99H73V97H72ZM98 99H99V98H98ZM98 99H97V100H98ZM104 99H105V98H104ZM108 99H109V98H108ZM108 99H107V101H108ZM111 99H112V98H111ZM126 99L128 100V98H126ZM140 99H141V98H140ZM140 99H139V100H140ZM144 99H145V98H144ZM146 99H147V96H146ZM165 99H168V98H165ZM193 99H194V97H193ZM196 99H199L198 96H197ZM216 99H217V98H216ZM218 99H219V98H218ZM222 99H223V98H222ZM2 100H3V99H2ZM2 100H1V102H2ZM7 100H6V101H7ZM16 100H19V101H20V99H18V97H17ZM44 100H46V99H44ZM48 100H49V99H48ZM59 100H60V99H59ZM67 100H68V99H67ZM69 100L72 101L71 99H69ZM74 100H75V99H74ZM85 100H86V99H85ZM88 100H89V99H88ZM91 100H92V99H91ZM97 100H96V101H97ZM102 100H103V99H102ZM127 100H125V101L127 102ZM130 100H131V99H130ZM190 100H191V99H190ZM206 100H207V98H206ZM6 101H5V102H6ZM19 101H17V102L19 103ZM21 101H22V100H21ZM26 101H29V100H26ZM61 101H62V100H61ZM61 101H60V102H61ZM98 101H99V100H98ZM111 101H114V99L111 100ZM115 101H116V99H115ZM118 101H119V100H118ZM121 101H122V100H121ZM133 101H134V100H133ZM147 101H148V102H149V101H153V99H152V100H146V105H148V104H147ZM179 101H180V100H179ZM198 101H199V100H197V102H198ZM224 101H225V99H224ZM224 101H222V103H224ZM3 102H4V101H3ZM3 102H2V103H3ZM7 102H8V101H7ZM29 102H30V101H29ZM29 102H28V103H29ZM35 102H36V101H35ZM35 102L33 101V103H32V101H31V103L33 104V107L36 106V105L34 106V103H35ZM47 102H48V101H47ZM47 102H46V106H48L47 104L50 103V102H48V103H47ZM75 102H76V101H74V103H75ZM79 102H80V101H78V103H79ZM82 102H84L83 99H82ZM82 102H81V103H82ZM90 102H91V101H90ZM102 102H103V101H102ZM108 102H109V101H108ZM108 102H105V103H108ZM122 102H123V101H122ZM122 102H121V103H122ZM130 102H132V101H130ZM139 102H140V101H139ZM155 102H156V101H155ZM167 102H168V101H167ZM182 102H184V100H183ZM194 102H195V101H194ZM200 102H201V101H200ZM203 102H204V101H203ZM207 102H208V101H207ZM12 103H14L13 100H12ZM20 103H22V102H20ZM43 103H44V101H43ZM57 103H58V102H57ZM67 103H68V102H67ZM72 103H73V101H72L71 103H69V104H72ZM84 103H86V102H84ZM88 103H89V102H88ZM94 103H95V101H94ZM141 103H142V101H141ZM141 103H140V104H141ZM144 103H145V101H144ZM153 103H154V102H153ZM153 103H152V105H153ZM159 103H160V102H159ZM165 103H166V102H165ZM190 103H191V102H190ZM201 103H202V102H201ZM5 104H6V103H5ZM36 104H37V103H36ZM40 104H41V101H40ZM50 104H51V103H50ZM89 104H90V103H89ZM100 104H101V103H100ZM118 104H119V103H117V105H118ZM128 104H129V103H128ZM131 104H132V103H131ZM137 104H138V101H137ZM142 104H143V103H142ZM155 104H156V103H155ZM155 104H154V105H155ZM161 104H162V103H161ZM176 104H177V103H176ZM181 104H182V103H181ZM187 104H188V102H187ZM192 104H193V102H192ZM192 104H191V105H192ZM198 104H200V103H198ZM205 104H207V103H205ZM205 104H202V107H204ZM209 104H210V103H208L207 105H209ZM217 104H219V103H217ZM6 105H7V104H6ZM15 105H17V103H16ZM19 105H21V104H19ZM23 105H25V104H24V101H23ZM56 105H57V104H56ZM59 105H60V104H59ZM59 105H58V106H59ZM61 105H62V103H61ZM76 105H77V104H76ZM86 105H87V104H86ZM90 105L94 106L93 104H90ZM95 105H97V103H96ZM102 105H103V104H102ZM108 105H109V103H108ZM115 105H116V104H115ZM119 105H120V104H119ZM149 105H150V103H149ZM152 105H151V106H152ZM164 105H165V104H164ZM164 105H163L162 107H164ZM166 105H167V103H166ZM169 105H168V106H169ZM189 105H190V104H189ZM191 105H190V106H191ZM195 105H196V104H195ZM195 105L193 104V105L191 106V108H193V110L196 112V110H197L198 108L195 110V109H194ZM211 105H212V104H210L209 106H211ZM213 105H214V104H213ZM4 106H5V105H4ZM10 106H11V105H10ZM10 106H9V107H10ZM25 106H26V105H25ZM25 106H23V107H25ZM30 106H31V104H30ZM37 106H38V105H37ZM37 106H36V107H37ZM42 106H43V105H42ZM49 106H51V105H49ZM58 106H57V107H58ZM64 106H65V105H64ZM69 106H70V105H69ZM78 106H79V105H78ZM81 106H82V105H80L79 107H81ZM88 106H89V105H88ZM97 106H98V105H97ZM104 106H106V104H104ZM113 106H114V105H113ZM120 106H121V105H120ZM123 106H125V105H123ZM128 106H130V105H128ZM135 106H137V105H134L133 108H134ZM142 106L144 107L145 105L143 104ZM151 106H149V108H150ZM157 106H158V102H157ZM168 106H167V107H168ZM183 106H184V105H183ZM187 106H188V105H187ZM196 106H197V105H196ZM218 106H219V105H218ZM5 107H8V106H5ZM13 107H14V106H13ZM13 107H11V109H12ZM21 107H22V105H21ZM21 107H20V108H21ZM28 107H29V106H28ZM31 107H32V106H31ZM36 107H35V108H32V109L34 110V109H36ZM59 107H61V106H59ZM62 107H63V106H62ZM65 107H66V106H65ZM71 107H72V106H71ZM73 107H75V104H74ZM79 107H77V108H78L77 111L79 110ZM82 107H83V106H82ZM85 107H87V106H85ZM118 107H119V106H117V108H118ZM137 107H139V105H138ZM159 107H161V106H159ZM167 107H166V109H167ZM173 107H176V106H173ZM177 107H179V106H177ZM185 107H186V106H185ZM205 107H206V106H205ZM211 107H213V106H211ZM214 107H217V106L215 105ZM220 107H221V106H220ZM222 107H223V106H222ZM14 108H15V107H14ZM14 108H13V109H14ZM20 108H19V110H20ZM44 108H45V107H44ZM47 108H48V107H47ZM114 108H115V107H114ZM124 108H125V107H124ZM130 108H131V106H130ZM135 108H136V107H135ZM140 108H141V107H140ZM146 108H148V106H147ZM154 108H155V107H154ZM154 108H153V110H154ZM157 108H158V107H157ZM164 108H165V107H164ZM181 108L183 109V107H181ZM188 108H189V107H188ZM191 108H190V109H191ZM200 108H201V106H200ZM227 108H228V107H227ZM2 109H3V108H2ZM13 109H12L11 111H13ZM23 109H24V108H23ZM27 109H28V108H27ZM29 109H30V107H29ZM37 109H41V108L38 107ZM51 109L53 110L54 107H53V108H50V111H51ZM57 109H58V108H57ZM92 109H93V108H92ZM92 109H91V110H92ZM108 109H109V108H108ZM111 109H112V106H111ZM120 109H121V108H120ZM136 109H139V108H136ZM136 109H134V111H135ZM166 109H165V110H166ZM178 109H180V108H177V110H178ZM186 109H187V108H186ZM186 109H183V110H186ZM204 109H205V108H204ZM207 109H208V107H207ZM222 109H223V108H222ZM3 110H4V109H3ZM17 110H18V109L16 108L15 113L17 112ZM42 110H43V108H42ZM65 110H67V109H65ZM72 110H73V109H72ZM75 110H76V109H75ZM88 110H89V109H88ZM113 110H114V109H113ZM115 110H116V109H115ZM127 110H129V109L127 108ZM131 110H132V109H131ZM143 110H145V109H143ZM150 110H151V109H150ZM155 110H156V108H155ZM161 110H162V111H165V110H163V108H162ZM174 110H175V109H174ZM174 110H173V111H174ZM177 110H176V111H177ZM180 110H181V109H180ZM183 110H182V111H183ZM210 110H211V109H210ZM210 110L207 111L206 114H207V113L209 114ZM212 110H213L212 113H214V112H215L214 109H212ZM216 110H217V109H216ZM223 110L225 111V108H224ZM223 110H222V111H223ZM5 111H6V108H5ZM7 111H8V110H7ZM21 111H22V110H21ZM25 111H26V110H25ZM28 111H29V110H27V112H28ZM40 111H41V110H39V112H40ZM56 111H57V110H56ZM58 111H59V110H58ZM80 111H81V110H80ZM80 111H78V112H80ZM97 111H98V110H97ZM107 111H108V110H107ZM124 111H125V110H124ZM137 111H138V110H137ZM139 111H140V110H139ZM139 111H138V112H139ZM141 111H142V110H141ZM148 111H149V109H148ZM151 111H152V110H151ZM156 111H157V110H156ZM156 111H155V113H156ZM162 111H161V112H162ZM169 111H171V110L169 109ZM191 111H192V110H190V112H191ZM197 111H198V110H197ZM224 111H223V112H224ZM228 111H229V110H227V112H228ZM230 111H231V110H230ZM230 111H229V112H230ZM0 112H1V111H0ZM8 112H9V111H8ZM32 112H35V110L32 111ZM37 112H38V111H37ZM39 112H38V114H39ZM42 112H43V111H42ZM68 112H69V111H68ZM81 112H82V111H81ZM86 112H87V111H86ZM104 112H105V111H104ZM108 112H109V111H108ZM110 112H112V111H110ZM113 112H114V111H113ZM119 112H120V111H119ZM122 112H123V111H122ZM131 112H132V111H131ZM138 112H136V113H138ZM158 112H159V111H158ZM161 112H160V113H161ZM165 112H166V111H165ZM174 112H175V111H174ZM177 112L180 113V111H177ZM177 112H176V113H177ZM183 112H185V111H183ZM195 112H194V114H195ZM202 112H203V111H202ZM202 112H201V113H202ZM223 112H222V115H224ZM6 113H7V112H6ZM6 113H5V114H6ZM10 113H11V112H10ZM12 113L14 114V112H12ZM21 113H22V112H21ZM29 113H31V111H30ZM55 113H56V112H55ZM58 113H59V112H58ZM89 113H92V112H89ZM94 113H95V112H94ZM98 113H99V112H98ZM105 113H106V112H105ZM114 113H117V112L115 111ZM126 113H128V112H126ZM167 113H169L170 115L172 114L171 112H168V111H167ZM167 113H166V114H167ZM176 113H175V114H176ZM179 113H178V114H179ZM188 113H189V112H188ZM192 113H193V112H192ZM196 113H197V112H196ZM198 113H200V112L198 111ZM198 113H197V114H198ZM204 113H205V112H204ZM224 113H225V112H224ZM13 114H12V115H13ZM24 114H25V113H24ZM24 114L22 113L21 115H24ZM32 114H33V113H32ZM40 114H41V113H40ZM44 114H47V113H43L42 115L45 116ZM64 114H65V113H64ZM75 114H76V112L74 113V115H75ZM86 114H87V113H86ZM86 114H85V115H86ZM96 114H97V113L92 114V115H96ZM106 114L108 115L109 113H106ZM119 114H120V113H119ZM121 114H122V113H121ZM124 114H125V113H124ZM124 114H123V115H124ZM158 114H159V113H158ZM163 114H164V113H163ZM166 114H165V115H166ZM169 114H168V115H169ZM175 114H174V115H175ZM180 114H181V113H180ZM180 114H179V115H180ZM183 114H184V113H183ZM186 114H187V112H186ZM190 114H191V113H189V116H190ZM194 114H193V115H194ZM197 114L195 115L196 117H197ZM206 114H205V115H206ZM214 114H216V112H215ZM9 115H10V114H9ZM19 115H20V114H19ZM19 115H18V117H19ZM34 115H35V114H34ZM42 115H41V117H42ZM48 115L50 116V113H49ZM51 115H52V114H51ZM59 115H60V114H59ZM77 115H78V114H77ZM77 115H76V117H78ZM79 115H80V114H79ZM88 115H89V114H88ZM88 115H87V116H88ZM92 115H91V116H92ZM97 115H98V114H97ZM103 115H104V114H103ZM107 115H106V117H107ZM109 115H110V114H109ZM111 115H112V114H111ZM113 115H114V114H113ZM113 115H112V116H113ZM123 115H122V116H123ZM132 115H133V114H132ZM159 115H160V114H159ZM168 115H167V116H168ZM172 115H173V114H172ZM193 115H192V116H193ZM200 115H201V118H202V117H203V118L205 117V116H203L204 114H203V115L200 114ZM209 115H210V114H209ZM211 115H212V114H211ZM217 115H218V114H217ZM222 115H220V116H222ZM6 116H7V114H6ZM13 116H14V115H13ZM15 116H16V115H15ZM15 116H14V117H15ZM24 116H25V115H24ZM24 116H23V117H24ZM35 116H36V115H35ZM35 116H34V117L32 116V118L34 119ZM80 116H82V115H80ZM89 116H90V115H89ZM98 116H99V115H98ZM104 116H105V115H104ZM114 116H115V115H114ZM120 116H121V115H120ZM126 116H127V115H126ZM126 116H124V117H126ZM129 116H130V115H129ZM133 116H134V115H133ZM161 116H163V115H160L158 118H160V119L162 120ZM167 116H166V117H167ZM176 116H177V115H176ZM176 116H175V117H176ZM192 116H190V117H192ZM195 116H194V118H195ZM207 116H208V115H206V118H207ZM212 116H213V115H212ZM3 117H4V116H3ZM9 117H10V116H9ZM18 117H17V118H18ZM21 117H22V116H21ZM56 117H57V116H56ZM94 117H95V116H94ZM101 117H102V115H101ZM166 117H165V118H166ZM172 117H174V116H172ZM172 117H170V118H172ZM175 117H174V118H175ZM179 117H180V116H179ZM209 117H211V116H209ZM48 118H50V117H48ZM48 118H45V119H48ZM54 118H55V117H54ZM80 118H82V117H80ZM86 118H87V117H86ZM91 118H92V117H91ZM91 118H90V119H91ZM96 118H97V117H96ZM118 118H119V115H118ZM121 118H122V117H121ZM126 118H127V117H126ZM156 118H157V116H156ZM156 118H154V119L156 120ZM182 118H183V117H182ZM185 118H186V119H185ZM201 118H200L199 121H202ZM11 119H12V118H11ZM15 119H16V118H15ZM20 119H21V118H20ZM20 119H19V120H20ZM30 119H31V118H30ZM30 119H29V120H30ZM40 119H42V118H40ZM52 119H53V118H52ZM82 119H83V118H82ZM94 119H95V118H94ZM97 119H98V118H97ZM100 119H101V118H99V120H100ZM105 119H106V118H104V120H105ZM112 119H113V118H112ZM128 119H129V118H128ZM167 119H168V117H167ZM197 119H198V117H197ZM208 119H209V118H207V120H208ZM211 119H212V118H211ZM5 120L8 121V119H5ZM9 120H10V118H9ZM19 120H17L16 122H18ZM35 120H37V119H35ZM38 120H39V118H38ZM55 120H56V119H55ZM73 120H74V118H73ZM73 120H72V121H73ZM95 120H96V119H95ZM95 120H94V121H95ZM99 120H97V121L99 122ZM102 120H103V119H101V121H102ZM116 120H117V119H116ZM116 120H115V121H116ZM122 120H123V119H122ZM157 120H158V119H157ZM157 120H156V121H157ZM174 120H175V119H174ZM176 120H177V119H176ZM194 120H196V119H193V121H194ZM205 120H206V119H205ZM212 120H213V119H212ZM0 121H1V119H0ZM10 121H12V120H10ZM20 121H21V120H20ZM39 121H41V120H39ZM74 121H77V120H74ZM74 121H73L72 123H74ZM81 121H82V120H80V122H81ZM107 121H108V120H107ZM111 121H112V120H111ZM115 121H113V123H112L113 125H114V122H115ZM120 121H121V120H120ZM125 121H126V120H125ZM151 121H152V120H151ZM153 121H154V120H153ZM164 121H165V120H164ZM167 121H168V120H166V122H167ZM180 121H181V123H183V124H184L185 121L188 122V123L190 124V122L187 121V116L184 117V120L181 119ZM180 121H179V122H180ZM182 121H183V122H182ZM203 121H204V120H203ZM209 121L211 122V120H209ZM1 122H3V121H1ZM16 122H15V124H16ZM28 122H29V121H28ZM28 122H27V124L30 123V122H29V123H28ZM45 122H46V120H45ZM48 122H49V121H48ZM78 122H79V120H78ZM80 122H79V123H80ZM82 122H83V121H82ZM92 122H93V121H92ZM117 122H118V121H117ZM123 122H124V121H123ZM123 122H121V123H123ZM162 122H163V121H162ZM169 122H170V121H169ZM179 122H178V123H179ZM186 122H185V123H186ZM196 122H198V121H196ZM3 123H4V122H3ZM3 123H2V126H3ZM7 123H8V125H9V122H7ZM11 123H12V122H10V124H11ZM20 123H21V122H20ZM31 123H32V121H31ZM43 123H44V121H43ZM46 123H47V122H46ZM49 123H50V122H49ZM49 123H47V124H49ZM68 123H69V122H68ZM68 123H67V124H68ZM76 123H77V122H76ZM79 123H78V124H79ZM103 123H105V122H103ZM115 123H116V122H115ZM118 123H120V122H118ZM118 123H116V126H115V127H117V125H119ZM126 123H127V122H126ZM126 123H125V124H126ZM146 123H147V121H146ZM146 123H145V124H146ZM154 123H155V121H154ZM160 123H161V122H160ZM173 123H174V121H173ZM173 123L171 122L170 125H172ZM178 123H177L176 125H178ZM188 123H187V124H188ZM194 123H195V122H194ZM198 123H199V122H198ZM198 123H197V124H198ZM204 123H205V121H204ZM12 124H14V123H12ZM22 124H23V123H22ZM22 124H21V125H22ZM24 124H25V123H24ZM39 124H42V122L39 123ZM52 124H53V123H52ZM56 124H58V123H56ZM69 124H71V123H69ZM100 124L102 125V122H100ZM143 124H144V123H143ZM143 124H142V125H143ZM145 124H144V126H145ZM148 124L150 125L149 120H148ZM148 124L146 125V127L148 126ZM151 124H153V122H152ZM168 124H169V123H166V124L164 123V124H162V126H163V125H166V126H167ZM179 124H180V123H179ZM187 124H186V125H187ZM16 125H17V124H16ZM18 125H19V124H18ZM18 125H17V126H18ZM29 125H30V126H33V123H32V124H29ZM63 125H64V124H63ZM75 125H76V124H75ZM98 125H99V124H98ZM120 125H121V124H120ZM153 125H154V124H153ZM153 125H150V126L153 127ZM157 125H158V124H157ZM202 125H203V122H202ZM0 126H1V125H0ZM13 126L16 127L15 125H13ZM19 126H20V125H19ZM19 126H18V127H19ZM30 126H28V127H30ZM37 126H41V125H37ZM42 126H43V124H42ZM68 126H69V125H68ZM71 126L73 127L74 125H71ZM77 126H79V125H77ZM77 126H74V127L78 129ZM96 126H97V125H96ZM104 126H105V125H104ZM108 126L110 127V125H108ZM162 126H161V127H162ZM166 126H165V127L163 126L164 128H162V129H160V130H161V131H162L163 129H164V130H165V129H166V130H167V129L169 130V128H167L169 125H168L167 127H166ZM174 126H175V125H174ZM192 126H193V125H192ZM195 126H197V125L195 124ZM203 126H204V125H203ZM14 127H13V128H14ZM18 127H16L15 130L18 129L19 132H17V134H20V129H19V128H21V127H19V128H18ZM22 127H23V126H22ZM49 127H50V126H49ZM55 127H56V125H55ZM59 127H61V126L59 125ZM102 127H103V126H102ZM111 127H112V126H111ZM113 127H114V126H113ZM138 127H140V128H144V127H141V126H138ZM152 127H150V128H152ZM178 127H179V126H178ZM198 127H199V126H198ZM6 128H7V127H6ZM9 128H10V127H9ZM23 128H24V127H23ZM23 128H22V130H23ZM43 128H44V127H43ZM43 128H41V129L39 130L38 127H37L36 130H39L38 132L41 133V130H42ZM52 128H54V127H52ZM97 128H98V127H97ZM148 128H149V126H148ZM154 128H155V127H153L152 129H154ZM157 128H159V127L157 126ZM171 128H172V127H171ZM179 128H180V127H179ZM179 128H178V129H179ZM185 128H186V127H185ZM185 128H184V129H185ZM7 129H8V128H7ZM44 129H45V128H44ZM47 129H48V128H47ZM47 129H46V130H47ZM55 129H57V128H55ZM63 129H65V127H64ZM72 129H73V128H72ZM98 129H99V128H98ZM102 129H103V128H102ZM131 129H132V128H131ZM131 129H130V130H131ZM176 129H177V128H176ZM178 129H177V134H178V133L181 134V132H178ZM180 129H181V128H180ZM180 129H179V131H181ZM196 129H197V128H196ZM1 130H2V133H3V129H1ZM8 130L11 131L10 129H8ZM28 130H29V129H28ZM46 130H45V131L43 130V131L46 132ZM57 130H58V129H57ZM73 130H74V129H73ZM78 130L80 131V128H79ZM78 130H77V131H78ZM81 130H82V129H81ZM100 130H101V128H100ZM107 130H108V128H107ZM110 130H111V129H110ZM130 130H129V132H130ZM166 130H165V131H166ZM9 131H8V132H9ZM13 131H14V129H13L11 132H13ZM16 131H17V130H16ZM26 131H27V130H26ZM49 131H50V129H49ZM59 131H61V128H60ZM74 131H75V130H74ZM82 131H83V130H82ZM131 131H132V130H131ZM135 131H137L136 134L138 135V130H135ZM140 131H141V133H142V130H140ZM145 131H147V130H145ZM145 131H144V132H145ZM149 131H151V130H148V132H149ZM154 131L157 132V130H155V129H154ZM158 131H159V130H158ZM161 131H159V132H161ZM165 131H163V132H165ZM169 131H172V130L170 129ZM173 131H175V129H174ZM173 131H172V132H173ZM186 131H187V130H186ZM186 131H184V132H186ZM216 131H217V130H216ZM6 132H7V131H6ZM23 132H24V131H23ZM30 132H31V131H30ZM32 132H33V131H32ZM32 132L29 134V136L32 134ZM50 132H52V131H50ZM53 132H54V131H53ZM66 132H67V131H66ZM70 132H71V131H70ZM75 132H76V131H75ZM133 132H134V128H133L132 133H133ZM144 132H143V133H144ZM159 132H158V133H159ZM2 133H1V134H2ZM9 133H10V132H9ZM14 133H15V132H13V134H14ZM40 133H39V134H35V135H40L39 137H41V134H40ZM54 133H56V132H54ZM73 133H74V132H73ZM79 133H81V132H79ZM108 133H109V132H108ZM130 133H131V132H130ZM170 133H171V132H170ZM186 133H187V132H186ZM1 134H0V136H1ZM5 134H6V133H5ZM11 134H12V133H11ZM42 134H43V133H42ZM47 134H48V133H47ZM52 134H53V133H52ZM62 134H63V133H62ZM64 134H65V136H66V133H64ZM133 134H134V133H133ZM133 134H131V136H132ZM145 134H146V133H145ZM149 134H150V133H149ZM160 134H161V133H160ZM160 134H158V135H160ZM7 135H8V133H7ZM14 135H15V134H14ZM20 135H21V134H20ZM60 135H61V134H60ZM60 135H59V136H60ZM67 135H69V134L67 133ZM74 135H75V134H74ZM77 135H78V134H77ZM79 135H81V134H79ZM79 135H78V136H79ZM85 135H86V133H85ZM104 135H105V134H104ZM127 135L130 136L129 133H127ZM127 135H126V133H125L123 136L126 137ZM134 135H135V134H134ZM147 135H148V134H147ZM150 135H151V134H150ZM152 135H153V134H152ZM164 135H165V133H164ZM173 135H174V134H173ZM173 135H171L170 138H171ZM183 135H184V134H183ZM183 135H182V138L185 140V139H186V138L184 137L185 135H184V136H183ZM12 136H13V135H12ZM18 136H19V135H18ZM23 136H25V135H23ZM29 136H28V137H29ZM51 136H52V135H51ZM51 136H49V138H50ZM57 136H58V135H57ZM82 136H84V135L82 134ZM82 136H81V137H82ZM102 136H103V135H102ZM121 136H122V135H121ZM121 136H120V137H121ZM154 136H155V135H154ZM154 136L152 137V139L154 138ZM156 136H157V135H156ZM43 137L45 138L46 136L44 135ZM63 137H64V136H63ZM66 137H67V136H66ZM71 137H72V135H71ZM71 137H70V138H71ZM81 137H80V138H81ZM105 137H106V136H105ZM105 137H103V138H105ZM115 137H116V136H115ZM124 137H122V139H123ZM133 137H134V136H132V138H133ZM146 137H147V136H146ZM157 137H158V136H157ZM164 137H165V136H164ZM167 137H168V136H167ZM167 137H166V138H167ZM177 137H178V136H177ZM180 137H181V136H180ZM5 138H6V137H5ZM7 138H8V136H7ZM9 138H10V137H9ZM9 138H8V139H9ZM11 138H14V137H11ZM19 138H20V137H18V139H19ZM24 138H25V137H24ZM30 138H31V137H30ZM53 138H55V137H53ZM76 138H77V137H76ZM100 138H102V137H100ZM106 138H107V137H106ZM117 138H118V137H117ZM158 138H159V137H158ZM158 138H157V139H158ZM161 138H162V136H161ZM205 138H206V137H205ZM228 138H229V137H228ZM228 138H227V139H228ZM2 139H3V138H2ZM16 139H17V137H16ZM25 139H28V138H25ZM34 139H35V138H34ZM37 139H38V137H37ZM41 139H43V138H41ZM41 139H40V141H41ZM84 139H85V138H84ZM86 139H87V137H86ZM90 139H92V138H90ZM133 139H134V138H133ZM139 139H140V138H139ZM139 139H138V138L135 139L132 143L135 145V144L137 143V142H135V141H136V140L138 141ZM144 139H146V140L149 139V140H150V138H148V137H147V138H144ZM155 139H156V138H155ZM157 139H156V140H157ZM167 139H169V137H168ZM173 139H176L175 136H173ZM173 139H172V140L169 139L168 141L171 140L170 142L173 143ZM177 139H180V138H177ZM183 139H182V140H183ZM4 140H5V139H3L2 142H3ZM6 140H7V139H6ZM28 140H29V139H28ZM80 140H82V139H80ZM108 140H109V138H108ZM127 140H128V138H127ZM127 140H126V142H128ZM141 140H142V142L144 141L143 139H141ZM156 140H153V144H154V141H155L154 146H157V143H156V142H158V141H156ZM163 140H164V138H163ZM180 140H181V139H180ZM182 140H181V141H182ZM184 140H183V141H184ZM206 140L208 141V139H205V141H206ZM209 140H211V139H209ZM0 141H1V138H0ZM12 141L15 142V140H12ZM21 141H22V139H21ZM23 141H24V140H23ZM30 141H31V140H30ZM32 141H33V140H32ZM44 141H46V140L44 139ZM44 141H43V142H44ZM49 141H50V139H49ZM49 141H48V142H49ZM77 141H78V140H77ZM82 141H83V140H82ZM86 141L89 142L90 140H86ZM92 141H93V140H91V142H92ZM103 141H106V140H103ZM118 141H119V140H116L115 144H117ZM123 141H124V140H123ZM176 141H177V140H176ZM181 141H180V142H181ZM186 141H187V140H186ZM7 142H8V144H9L10 141H7ZM14 142H13V143H14ZM17 142H18V141H17ZM48 142H47V143H48ZM64 142H66V141H64ZM68 142H70V141L68 140ZM74 142H75V141H74ZM93 142L95 143V140H94ZM110 142H111L110 140H109V142L107 141V143H110ZM112 142L114 143V140H113ZM134 142H135V143H134ZM138 142H139V141H138ZM142 142L140 141L139 143H142ZM159 142H160V140H159ZM163 142H164V141L161 140L160 143H163ZM165 142H167V140H165ZM170 142H168V143H170ZM180 142L177 141V143H180ZM200 142H201V141H200ZM208 142H209V141H208ZM210 142H212V140H211ZM210 142H209V143H210ZM227 142H228V141H227ZM5 143H6V142H5ZM13 143H12V144H13ZM29 143H30V142H29ZM31 143H32V142H31ZM33 143H34V145L37 144V143H35V142H33ZM33 143H32V144H33ZM38 143H42V142H38ZM72 143H73V142H72ZM78 143H79V142H77V144H75V145L79 146ZM81 143H83V142H81ZM94 143H93L92 146H94ZM104 143H106V142H104ZM104 143L102 142V145H103V146L105 145ZM107 143H106V144H107ZM119 143H123V142H120V141H119L118 144H119ZM129 143H130V141H129ZM139 143L137 144L138 146L140 145ZM143 143H144V142H143ZM150 143H152V140H150ZM150 143H148V144L150 145ZM160 143H159V144H160ZM174 143H175V141H174ZM174 143L171 144V145L174 146V145H175ZM177 143H176V145H177ZM186 143H187V142H186ZM191 143H192V142H191ZM212 143H213V142H212ZM6 144H7V143H6ZM10 144H11V143H10ZM10 144H9V145H10ZM20 144H21V143H20ZM44 144H45V143H43V145H44ZM62 144H63V146H64V143H61V145H62ZM86 144H87V143H86ZM86 144H85V145H86ZM133 144H132V145H133ZM148 144H147V146H148ZM153 144L150 145V147L148 146V148H150L151 151H152V149L154 148ZM159 144H158V145H159ZM166 144H167V143H166ZM180 144H181V143H180ZM180 144H179V145H180ZM192 144H193V143H192ZM213 144H215V143H213ZM213 144H212V145H213ZM16 145H17V144H16ZM23 145H24V144H23ZM87 145H88V144H87ZM102 145H101V146H102ZM108 145H109V144H108ZM121 145H122V144H121ZM125 145H126V143H125ZM128 145H129L130 148H131L132 145H130V144H128ZM167 145H168V144H167ZM167 145H166V147H168ZM169 145H170V144H169ZM14 146H15V144H14ZM14 146H13V148H14ZM70 146H71V145H70ZM105 146H107V145H105ZM109 146H110V147L112 146L111 148H113L114 144L112 145V143H111ZM109 146H107V147H109ZM115 146H116V145H115ZM119 146H120V144H119ZM126 146H127V145H126ZM126 146H125V147H126ZM129 146H128V147H129ZM142 146H143V149H145V147H146L145 144H144V145L142 144ZM144 146H145V147H144ZM151 146H153V148H151ZM180 146H181V145H180ZM180 146H179V147H180ZM16 147H17V146H16ZM19 147H20V146H19ZM40 147H42V145H41ZM73 147H74V146L71 147V150L73 149ZM75 147H76V146H75ZM79 147H80V146H79ZM82 147H84V146H81V148H82ZM88 147H91V146H88ZM123 147H124V146H122V148H123ZM162 147H164V146H162ZM176 147H177V146H176ZM5 148H6V147H5ZM7 148H8V147H7ZM38 148H39V147H38ZM42 148H44V147H42ZM59 148H60V147H59ZM64 148H66V147H64ZM76 148H78V147H76ZM81 148H78V149H79V150H82ZM101 148H102V147H101ZM116 148H117V146H116ZM120 148H121V147H120ZM132 148H133V147H132ZM134 148H135V147H134ZM136 148H137V147H136ZM139 148L142 149L141 146H140ZM155 148H156V147H155ZM170 148H171V146H170ZM18 149H19V148H18ZM23 149H24V148H23ZM27 149H28V148H27ZM33 149H34V148H33ZM62 149H63V148H62ZM91 149H92V148H91ZM102 149H103V148H102ZM107 149H108V148H107ZM113 149H114V148H113ZM113 149H112V151H113ZM143 149H142V150H143ZM156 149L159 150V151H162V150H163V149L160 148V147H157ZM191 149H192V148H191ZM1 150H2V149H1ZM3 150H4V149H3ZM3 150H2V151H3ZM6 150H7V149H6ZM6 150H5V151H6ZM11 150H12L11 148H10V150H9V148H8V151H11ZM29 150L31 151V154H30V155H32L33 152H32V150L30 149V147H29ZM36 150H38V149H36ZM58 150H61V149H58ZM67 150H69V148H68ZM74 150H75V148L72 150V152H70V150H69L68 152L73 153V154H74L73 156H75V154H77L79 150H78V151L75 150L76 153L73 152ZM105 150H106V148H105ZM116 150H117V149H116ZM124 150H125V149H124ZM129 150H130V149H129ZM131 150H132V149H131ZM133 150H137V151H138V149H133ZM154 150H155V149H154ZM15 151H16V150H15ZM21 151H22V149H21ZM24 151H26V150H24ZM24 151H23V152H24ZM33 151H34V150H33ZM46 151H47L46 153L48 154L47 146H46ZM56 151H57V150H56ZM56 151H55V154H57V153L60 154V152H61L62 150H61L60 152H57V153H56ZM65 151H66V150H64V152H65ZM83 151H84V150H83ZM83 151H82V152H83ZM86 151H87V150H86ZM86 151H85V152H86ZM88 151H89V150H88ZM88 151H87V152H88ZM92 151H94V150H92ZM139 151H140V150H139ZM145 151H146V149H145ZM145 151H144V153H145ZM27 152H28V151H27ZM62 152H63V151H62ZM62 152H61V153H62ZM68 152H66V153H68ZM85 152H83V153H85ZM94 152H95V151H94ZM107 152H108V151H107ZM115 152H116V151H115ZM119 152H121V150H120ZM119 152H118V153H119ZM124 152H126V151H124ZM147 152H148V151H147ZM147 152H146V154H147ZM162 152H163V151H162ZM3 153H4V152H3ZM3 153H2V154H3ZM8 153H9V152H7V154H8ZM15 153H16V152H15ZM18 153H19V152H18ZM20 153H22V152H20ZM80 153H81V152H80ZM95 153H96V152H95ZM100 153H102V152H100ZM100 153H99V154H100ZM104 153H105V152H104ZM104 153H103V154H104ZM121 153H122V152H121ZM121 153H120V154H121ZM127 153H128V151H127ZM127 153H126V154H127ZM134 153H136V151H134ZM134 153H133V154H134ZM2 154L0 153V155H2ZM5 154H6V153H5ZM10 154H11V153H10ZM50 154H51V153H50ZM62 154H63V153H62ZM62 154H61V155H62ZM64 154H65V153H64ZM86 154H89V152L86 153ZM86 154H85V155H86ZM126 154H123V155L125 156ZM130 154H131V153H130ZM137 154H138V153H137ZM146 154H143V155L147 157L148 155H146ZM150 154H151V153H150ZM156 154H157V153H156ZM12 155H13V153H12ZM15 155H16V154H15ZM44 155H45V152H44ZM65 155H70V157L68 156V157H69V160H68V161H70V158L73 157V156H71V154H69V153H68V154H65ZM80 155H81V154H79V156H78V154H77L76 156H78V157H80V158L82 159V157H84V155H83L82 157H81ZM121 155H122V154H121ZM121 155H120V156H121ZM123 155L121 156V158L123 157ZM135 155H136V154H135ZM152 155H154V154L152 153ZM152 155H150V156H152ZM10 156H11V155H10ZM10 156H9V158H10ZM24 156H25V154H24ZM24 156H23V157H24ZM51 156H53V155H51ZM56 156H57V155H56ZM59 156H60V155H59ZM76 156H75V157H76ZM105 156H106V155H105ZM107 156H108V155H107ZM120 156H118V157H120ZM127 156H128V155H127ZM132 156H133V155H132ZM159 156H160V155H158V157H159ZM161 156H163V155L161 154ZM19 157H21V156H19ZM19 157H18V158H19ZM25 157H26V156H25ZM29 157H30V156H29ZM32 157H34V154H33ZM47 157H48V156H47ZM54 157H55V156H54ZM54 157H53V158H54ZM62 157H63V155H62ZM78 157H77V158H78ZM130 157H131V156H130ZM146 157H143V159H144V158L146 159ZM163 157H164V156H163ZM1 158H3V156H2ZM30 158H31V157H30ZM40 158H41V157H40ZM42 158H43V157H42ZM42 158H41V159H42ZM77 158H75V159H77ZM80 158H78V159H79L78 161H80ZM123 158H124V157H123ZM125 158H126V156H125ZM127 158H128V157H127ZM5 159H6V157H5ZM10 159H11V158H10ZM16 159H17V158H16ZM21 159H22V157H21ZM26 159H28V157H27ZM26 159H25V160H26ZM34 159H35V158H34ZM44 159H45V158H43V160H44ZM59 159H61V158H59ZM75 159H74V160H75ZM105 159H106V158H105ZM111 159H112V158H111ZM132 159H133V157H132ZM151 159H152V158H151ZM157 159H158V158H157ZM2 160H3V159H2ZM2 160H0V161L2 162ZM17 160H18V159H17ZM52 160H53V159H52ZM55 160H58V159L55 158ZM55 160H53V161H55ZM62 160H65V159L62 158ZM82 160H84V159H82ZM85 160L87 161V159H85ZM85 160H84V161H85ZM93 160H94V159H93ZM114 160H115V159H114ZM119 160H121V159L119 158ZM126 160L128 161V159H126ZM140 160H142V159H140ZM153 160H154V158H153ZM153 160H149V161H153ZM159 160H160V158H159ZM15 161H16V160H15ZM23 161H24V160H23ZM26 161H29V159L26 160ZM26 161H25V163H26ZM33 161H34V160H33ZM38 161H39V160H38ZM40 161H41V160H40ZM59 161H61V160H59ZM66 161H67V158H66ZM68 161H67V162H68ZM72 161H73V160H72ZM84 161H83V162L81 161L82 164H83V163H84V164H87V163H85L86 161H85V162H84ZM121 161H122V160H121ZM121 161H120V162H121ZM127 161H126V162H127ZM129 161H130V160H129ZM154 161H155V160H154ZM161 161L163 162V158H162ZM9 162H10V160H9ZM30 162H31V161H30ZM34 162H35V161H34ZM49 162H50V161H49ZM57 162H58V161H57ZM62 162H63V161H62ZM62 162H60V163H62ZM70 162H71V161H70ZM70 162H69V163H70ZM74 162H77V160L74 161ZM74 162H71V163H72V165L74 166L73 168L75 169L78 165L75 167ZM134 162H135V161H134ZM195 162L197 163L198 161L195 160ZM3 163H4V162H3ZM17 163H19V162H17ZM23 163H24V162H23ZM23 163H21V165H22ZM27 163H28V162H27ZM32 163H33V162H32ZM35 163L38 164V162H35ZM52 163H54V162H52ZM63 163H64V162H63ZM65 163H66V162H65ZM111 163H112V162H111ZM116 163H117V161L115 162V164H116ZM155 163H157V161H156ZM155 163H154V165H155ZM171 163H172V162H171ZM192 163H193V162H192ZM196 163H194V164H196ZM13 164H15V163H13ZM55 164L57 165V163H55ZM66 164H67V165H70V164H68V163H66ZM77 164H78V163H77ZM79 164H80V163H79ZM82 164H81V165H82ZM118 164H119V163H118ZM128 164H129V163H128ZM172 164H173V163H172ZM0 165L2 166V163H0ZM6 165H7V163H6ZM25 165H26V164H25ZM27 165H28V164H27ZM27 165H26V166H27ZM49 165H51V164L49 163ZM63 165H64V164H63ZM95 165H96V164H95ZM106 165H107V164H106ZM112 165H113V164H112ZM123 165H125V161H124ZM123 165H121V169H123V168H122ZM154 165H153V168H152V169L155 170V167H156V166L154 167ZM192 165H193V164H192ZM4 166H5V163H4ZM8 166H9V165H8ZM15 166H16V165H15ZM35 166H36V165H35ZM37 166H38V165H37ZM37 166L34 167V169H35V168H38ZM54 166H55V165H54ZM54 166H53V164H52L51 168L54 167ZM64 166H65V165H64ZM86 166L88 167V165H86ZM107 166H108V165H107ZM107 166H106V167H107ZM109 166H110V164H109ZM109 166H108V167H109ZM114 166H115V165H114ZM114 166H113V167H114ZM117 166H118V165H117ZM138 166H139V165H138ZM151 166H152V165H151ZM160 166H161V165H160ZM172 166H173V165H172ZM181 166H182V165H181ZM10 167H12V166H10ZM23 167H24V165H23ZM43 167H44V166H43ZM56 167H57V166H56ZM56 167H55V168H56ZM58 167H59V166H58ZM58 167H57V168H58ZM62 167H63V166H62ZM70 167H72V166H70ZM91 167H93V165H92ZM119 167H120V166H119ZM127 167H128V166H127ZM163 167H164V166H163ZM3 168H4V167H2V170H1V167H0V171H3ZM6 168H7V166H6ZM6 168H5V169H6ZM8 168H9V167H8ZM26 168H27V167H26ZM44 168H45V167H44ZM57 168H56V169H57ZM73 168H72V169H73ZM82 168H83V170H82L81 168H80V169L84 172V169L86 168L85 165H84V167H83V165H82ZM115 168H116V167H114V169L110 168V170H111V169H112V170H115ZM124 168H125V167H124ZM143 168H144V167H143ZM39 169L41 170V167H40V166H39ZM39 169L36 170V171L33 170V173L35 174V172L40 171ZM46 169H47V168H46ZM59 169H60V168H59ZM67 169H68V167H67ZM67 169H66V172H67ZM88 169H89V168H88ZM88 169L86 168L85 171L88 170ZM108 169H109V168H108ZM108 169H107L106 171H108ZM133 169H134V168H133ZM144 169H145V168H144ZM147 169H149V168H147ZM168 169H169V168H168ZM168 169H167V170H168ZM182 169H183V168H182ZM43 170H44V169H43ZM47 170H48L49 174H51V173H50V168L47 169ZM47 170H46V171H47ZM53 170H55V169H53ZM53 170H51L52 174H54V173H53ZM62 170L64 171L63 168H62ZM62 170H61V171H62ZM69 170H71V168H70ZM76 170H78V168H77ZM76 170H75V171H76ZM92 170H93V169H92ZM117 170H118V168H117ZM125 170H126V168H125ZM125 170H124V171H125ZM180 170H181V169H180ZM183 170H184V169H183ZM183 170H182V171H183ZM188 170H189V168H188ZM4 171H5V170H4ZM34 171H35V172H34ZM56 171H57V170H56ZM71 171H72V170H71ZM89 171H90V170H89ZM89 171H88V172H89ZM147 171H149V170H147ZM150 171H151V170H150ZM162 171H164V170H162ZM162 171H161V172H162ZM168 171H169V170H168ZM23 172H24V171H23ZM40 172H41V171H40ZM54 172H55V171H54ZM58 172H60V171H58ZM66 172H65V173H66ZM68 172H69V171H68ZM68 172H67V173H68ZM73 172H74V171H73ZM73 172H72V175H71V176H73V174H75V173H73ZM78 172H80V171H78ZM83 172H82L81 174H85V173H83ZM90 172H91V171H90ZM138 172H139V171H138ZM152 172H154V171H152ZM165 172H166V169H165ZM165 172H164V173H165ZM170 172H171V171H170ZM170 172H169V173H170ZM1 173H2V172H1ZM33 173H32V174H33ZM42 173H43V172H42ZM63 173H64V172H63ZM63 173H62V174H63ZM67 173H66V174H63V175L65 176V175H67ZM76 173H77V171H76ZM86 173H87V172H86ZM108 173H109V172H108ZM131 173H132V171H131ZM150 173H151V172H150ZM24 174H25V173H24ZM34 174H33V178H35V177H34ZM36 174H38V173H36ZM36 174H35V175H36ZM47 174H48V173H47ZM52 174H51V175H52ZM56 174H57V173H56ZM60 174H61V172H60ZM60 174H58V175L61 176L62 174H61V175H60ZM70 174H71V173H70ZM78 174L81 175L80 173H78ZM78 174H76V175L79 176ZM89 174H90V173H89ZM89 174H88V175H89ZM137 174H138V173H137ZM141 174H142V173H141ZM141 174H140V175H141ZM151 174H152V173H151ZM157 174H158V173H157ZM165 174H167V172H166ZM165 174H164V176H166ZM179 174H180V173H179ZM179 174H177V175L179 176ZM1 175H2V174H1ZM40 175H41V173H40ZM68 175H69V174H68ZM86 175H87V174H86ZM127 175H128V174H127ZM132 175H133V174H132ZM135 175H136V174H135ZM155 175H156V173H155ZM170 175H172V173H171ZM177 175H175V176H177ZM41 176H43V175H41ZM41 176H39V177H41ZM44 176H45V175H44ZM54 176H57V175H54ZM64 176H63V177H64ZM69 176H70V175H69ZM71 176H70V178H71ZM92 176H93V174L91 175V178H92ZM122 176H123V174H122ZM161 176H163V174H162ZM164 176H163V178H164ZM175 176H174V177H175ZM185 176H186V174H185ZM45 177H46V176H45ZM67 177H68V176H67ZM74 177H75V176H74ZM85 177H86V176H85ZM88 177H90V176H88ZM146 177H148V176H146ZM149 177H150V176H149ZM149 177H148V178H149ZM153 177H154V176H152V178H153ZM155 177H156V176H155ZM155 177H154L153 179H155ZM159 177H160V176H159ZM171 177H173V176H171ZM181 177H183V176H181ZM181 177H180V178H181ZM22 178H23V176H22ZM36 178H37L36 183H38L39 180H38V176H37V175H36ZM48 178L50 179L51 177H48ZM55 178H58V177H55ZM65 178H66V177H65ZM65 178H64V179H65ZM68 178H69V177H68ZM70 178H69V179H70ZM79 178H81V177H79ZM79 178H78V179H79ZM97 178L99 179V177H97ZM157 178H158V177H157ZM6 179H7V178H6ZM6 179H5V180H6ZM39 179H40V178H39ZM44 179H47V178H44ZM44 179H43V180H44ZM72 179L74 180V178H72ZM72 179H70V181H71ZM76 179H77V178H76ZM76 179H75V180H76ZM81 179H82V178H81ZM81 179H80V180H81ZM87 179H88V181L91 180L90 178H87ZM87 179H86V180H87ZM89 179H90V180H89ZM100 179H102V181H103V178H100ZM100 179H99V181H100ZM136 179H139V178H136ZM141 179H142V178H141ZM149 179H151V177H150ZM158 179L160 180V178H158ZM173 179H174V178H173ZM175 179H176V178H175ZM177 179H178V178H177ZM182 179H183V178H181L180 181H181ZM184 179H186V178H184ZM22 180H23V179H22ZM43 180H42V182H45V181H43ZM50 180L52 181V179H50ZM67 180H68V179H67ZM67 180H65L66 182L64 181V182H65V183H64V182L62 181V179L59 180V178H58V181H57V182L60 181V183H57V184H59V186H60V188H61V184H62V183H64L65 185H66V183H69V182H67ZM73 180H72V181H73ZM83 180H84V181H83ZM83 180H82V182H86L84 178H83ZM104 180H105V179H104ZM111 180H112V179H111ZM126 180H127V179H126ZM155 180H156V179H155ZM168 180H170V179H168ZM171 180H172V179H171ZM6 181H7V180H6ZM13 181H15V180H13ZM17 181H18V180H17ZM20 181H21V180H20ZM23 181H24V180H23ZM40 181H41V180H40ZM40 181H39V183L41 184L42 182H40ZM61 181H62V182H61ZM88 181H87V183H88ZM99 181H97V182L99 183ZM106 181H107V180H106ZM106 181H105V184L107 183ZM108 181H109V180H108ZM131 181H132V180H131ZM139 181H141V180H139ZM142 181H143V180H142ZM148 181H149V180H148ZM150 181H151V180H150ZM152 181H153V180H152ZM152 181H151V182H152ZM157 181H158V180H157ZM157 181H156V182H157ZM166 181H167V180H165L164 182H166ZM175 181H176V180H175ZM8 182H10V181H8ZM8 182H7V183H8ZM46 182H47V181H46ZM48 182H49V181H48ZM76 182H77V180H76ZM79 182L81 183V181H78V182H77V185H80ZM91 182H92V180H91ZM91 182H90L88 185H90ZM110 182H111V181H110ZM114 182H115V181H114ZM116 182H117V181H116ZM121 182H122V181H121ZM137 182H138V181H137ZM143 182H144V181H143ZM143 182H142V188H141L140 190L143 189V190L145 191V188H143V187H145V186H143ZM151 182H150V183H151ZM153 182H154V181H153ZM160 182H161V181H160ZM160 182H159V183H160ZM164 182H163V183H164ZM177 182H178V181H177ZM39 183H38V185H39ZM52 183H54V182L52 181ZM92 183H93V182H92ZM98 183H97V184H98ZM100 183H101V182H100ZM103 183H104V181H103ZM103 183H101V184H103ZM112 183H113V181H112ZM122 183H123V182H122ZM128 183H129V182H128ZM133 183H134V182H133ZM145 183H146V180H145ZM169 183H171L170 185H172V182H169ZM169 183H168V185H169ZM180 183H181V182H180ZM17 184H18V183H17ZM44 184L46 185L47 183H44ZM48 184H49V183H48ZM48 184H47V185H48ZM64 184H63V185H64ZM85 184H86V183H85ZM97 184H95V185H97ZM110 184H111V183H110ZM115 184H116V183H115ZM115 184H114V185H115ZM118 184H119V182H118ZM118 184H117V185H118ZM136 184H137V183H136ZM140 184H141V183L139 182L138 185H140ZM152 184H153V183H152ZM160 184H161V183H160ZM173 184H174V183H173ZM41 185H42V184H41ZM45 185H43V186H45ZM47 185H46V186H47ZM54 185H56V182L54 183ZM63 185H62V186H63ZM70 185H71V186H74V185H76V183H75L74 185H72V183L70 182ZM108 185H109V182H108ZM108 185H106V187H108ZM125 185H126V184H125ZM128 185H129V184H128ZM128 185H127V187H128ZM144 185H145V184H144ZM18 186H19V185H18ZM48 186H50V185H48ZM66 186H68V185H66ZM80 186L82 187V186H84V185L81 184ZM99 186H102V185H99ZM115 186H116V185H115ZM115 186H114V188H115ZM121 186H122V189L126 190L125 188H123V186H124L123 184H122ZM149 186H152V185L149 184ZM154 186H156L155 183H154ZM172 186H173V185H172ZM175 186H176V185H175ZM76 187H77V186H76ZM81 187H80V188H81ZM86 187H87V185H86ZM86 187L84 186L83 188H86ZM91 187H92V185H91ZM91 187H90V188H91ZM104 187H105V186H104ZM106 187H105V188H106ZM110 187H111V186H110ZM129 187H132V186H129ZM168 187H169V186H168ZM34 188H35V187H34ZM47 188H48V187H47ZM71 188H72V187H71ZM74 188H75V187H74ZM80 188H79V189H80ZM83 188H82V189H83ZM101 188H102V187H101ZM120 188H121V187L119 186V189H120ZM149 188H150V187H149ZM149 188H147V189L149 190ZM171 188H173V187H171ZM171 188H170V189H171ZM174 188H175V187H174ZM174 188H173V189H174ZM49 189H50V190H51V189L53 190V188H49ZM58 189H59V188H58ZM72 189H73V188H72ZM76 189H77V188H76ZM92 189H93V187H92ZM111 189H113V188H110V190H111ZM122 189H121V191H122ZM127 189H128V188H127ZM132 189H133V193H134V194L130 191L131 194H133V195L136 196V198H137V195H138V194L135 195L136 193L134 192L135 186H134ZM132 189H131V190H132ZM138 189H139V188H138ZM138 189H137V191H138ZM152 189H153V186H152ZM54 190H55V189H54ZM59 190H61V189H59ZM70 190H71V189H70ZM80 190H81V189H80ZM80 190H79V191H80ZM101 190L104 191V189H101ZM113 190H115V189H113ZM116 190H117V189H116ZM124 190H123V191H124ZM48 191H49V190H48ZM65 191H66V190H65ZM79 191H77V192H79ZM84 191H85V190H84ZM88 191H90V190L87 189V192H88ZM111 191H112V190H111ZM117 191H118V190H117ZM123 191H122V192H123ZM127 191H128V190H127ZM135 191H136V190H135ZM144 191H143V192H144ZM149 191H151V190H149ZM69 192H70V191H69ZM69 192H68V193H69ZM72 192H73V191H72ZM72 192H71V193H72ZM80 192H81V191H80ZM118 192H119V191H118ZM122 192H121V193H122ZM51 193H52V192H51ZM56 193H57V192H56ZM64 193H65V192H64V189H63V196L65 197V196L67 195V192H66V195H64ZM74 193H75V191H74ZM74 193H73V194H74ZM100 193H101V192H100ZM104 193H106V192L104 191ZM104 193L102 192V194H104ZM127 193H129V191H128ZM127 193H124V195L127 194ZM141 193H142V192H141ZM141 193L139 192V194H141ZM59 194H60V193H59ZM69 194H70V193H69ZM81 194H82V192H81ZM85 194H86V193H85ZM95 194H96V193H95ZM98 194H99V193H97V197H98ZM131 194H130V196H132ZM70 195H71V194H70ZM70 195H67V196H70ZM77 195H79V194H77ZM82 195H83V194H82ZM99 195H100V194H99ZM105 195H106V194H105ZM105 195H104V196H101V195H100V196L103 197V199H107V198H104V197H106ZM107 195H108V192H107ZM111 195L114 196L113 193H111ZM115 195L118 196L119 194H115ZM120 195H121V194H120ZM144 195H145V194H143V196H144ZM57 196H58V195H57ZM59 196H62V195H59ZM75 196H76V194L74 195V197H75ZM79 196H80V195H79ZM109 196H110V195H109ZM112 196H111V197H112ZM125 196H126V195H125ZM140 196H141V195H140ZM140 196H139V197H140ZM54 197H55V196H54ZM72 197H73V196H72ZM76 197H78V196H76ZM120 197H121V196H120ZM128 197H129V196H128ZM145 197H147V195H146ZM60 198H62V197H60ZM60 198H59V200H60ZM108 198L110 199V197H108ZM115 198H117V197H115ZM115 198H114V199H115ZM54 199H55V198H54ZM54 199H53L52 201H54ZM62 199H63V198H62ZM69 199H70V198H69ZM71 199H73V198H71ZM74 199H75V198H74ZM94 199H96V198H94ZM101 199H102V198H101ZM101 199H100V202H101ZM109 199H107V200H109ZM121 199H122V198H121ZM121 199H119V200H121ZM127 199H128V198H127ZM133 199H134V197H133ZM140 199H141V198H140ZM142 199H143V197H142ZM146 199H148V198H146ZM57 200H58V199H57ZM97 200H98V199H97ZM117 200H118V199H117ZM134 200H135V199H134ZM143 200H144V199H143ZM61 201H62V200H61ZM61 201H60V202H61ZM64 201H65V199H64ZM67 201H68V200H67ZM69 201L71 202V200H69ZM72 201H73V200H72ZM95 201H96V200H95ZM102 201H103V200H102ZM125 201H126V199H125ZM128 201H129V200H128ZM128 201H126V202H127V203H130V202H128ZM138 201H139V200H138ZM140 201H142V200H140ZM140 201H139V203H140ZM145 201H146V200H145ZM148 201H149V200H148ZM148 201H147V202H148ZM151 201H152V200H150L149 202H151ZM65 202H66V201H65ZM73 202H74V201H73ZM100 202H98V203H100ZM103 202H104V201H103ZM109 202H110V201H109ZM116 202H117V201H116ZM123 202H124V200H123ZM147 202H146V204H147ZM152 202H154V201H152ZM155 202H156V201H155ZM66 203H67V202H66ZM98 203H97V204H98ZM118 203H119V202H118ZM124 203H125V202H124ZM124 203L122 204V201H121L120 204L125 205ZM134 203H138V202H134ZM144 203H145V202H144ZM53 204H54V203H52V205H53ZM55 204H56V203H55ZM55 204H54V205H55ZM120 204H119V205H120ZM142 204H143V203H142ZM54 205H53V206H54ZM57 205H58V204H57ZM107 205H108V203H107ZM117 205H118V204H117ZM127 205H128V204H127ZM135 205H136V204H135ZM138 205H139V204H138ZM138 205H137V206H138ZM151 205H152V203H151ZM158 205H159V204H158ZM68 206H70V205L68 204ZM105 206H106V205H105ZM110 206H111V205H110ZM110 206H109V207H110ZM113 206H114V204H113ZM113 206H112V207H113ZM133 206H134V205H132V208H133ZM137 206H136V207H137ZM142 206H143V205H142ZM145 206H146V205H145ZM155 206H157V205H155ZM55 207H57V206H55ZM116 207H117V206H116ZM126 207H127V206H126ZM129 207H131V205H129ZM136 207H135V208H136ZM147 207H148V206H147ZM159 207H160V205H159ZM57 208H58V207H57ZM60 208H61V207H60ZM67 208H69L68 210L71 209L70 207H67ZM101 208L103 209V207H101ZM113 208H114V207H113ZM119 208H120V206H119ZM132 208H131V209H132ZM137 208H138V207H137ZM139 208H140V207H139ZM148 208L150 209V205H149ZM160 208H161V207H160ZM160 208H159V209H160ZM162 208H163V207H162ZM162 208H161V209H162ZM53 209H54V208H53ZM58 209H59V208H58ZM105 209H106V208H105ZM114 209H115V208H114ZM122 209L124 210V207H122ZM140 209H141V208H140ZM142 209H143V208H142ZM142 209H141V210H142ZM152 209H153V208H152ZM154 209H155V208H154ZM156 209H158V208H156ZM159 209H158V210H159ZM163 209H164V208H163ZM96 210H97V209H96ZM98 210H99V209H98ZM108 210H109V209H108ZM116 210H117V209H115L114 211H116ZM132 210L134 211V208H133ZM132 210H131V211H132ZM135 210H136V209H135ZM138 210H139V209H138ZM144 210H145V209H144ZM66 211H67V209H66ZM101 211H102V210H101ZM105 211H106V210H105ZM119 211H120V210H119ZM124 211H125V210H124ZM129 211H130V209H129ZM131 211H130V213H131ZM139 211H140V210H139ZM142 211H143V210H142ZM145 211H146V210H145ZM149 211H150V210H149ZM149 211H148V212H149ZM163 211H164V210H163ZM57 212H58V210H57ZM60 212H61V211H60ZM63 212H64V211H63ZM97 212H98V214L101 213V212H99V211H97ZM111 212H112V211H111ZM111 212H110V213H111ZM127 212H128V211H127ZM134 212H135V211H134ZM136 212L138 213V211H136ZM153 212L155 213V212H157V211L154 210ZM153 212H151V214H152ZM158 212H159V211H158ZM160 212H161V211H160ZM160 212H159V215H160ZM167 212H168V211H167ZM167 212L165 211V213H167ZM170 212H171V211H170ZM55 213H56V212H55ZM69 213H73L72 210H71V212H69ZM103 213H107V212H103ZM103 213H102V214H103ZM108 213H109V211H108ZM110 213H109V214H110ZM115 213H116V212H115ZM115 213L113 212V213H111V214H115ZM117 213H118V211H117ZM122 213H123V212H122ZM122 213H121V214H122ZM124 213H126V212H124ZM146 213H147V212H146ZM165 213L163 212V214H165ZM171 213H172V212H171ZM66 214H67V213H66ZM73 214H74V213H73ZM73 214H71V215H73ZM119 214H120V212H119ZM119 214H118V216H119ZM140 214H141V213H140ZM142 214H143V213H142ZM142 214H141V215H142ZM147 214H148V213H147ZM151 214H150V215H151ZM157 214H158V213H157ZM157 214H155V216H156ZM161 214H162V213H161ZM55 215L58 216V213L55 214ZM64 215H65V214H64ZM128 215H129V214H128ZM132 215H133V214H132ZM152 215H153V214H152ZM159 215H158L157 217H159ZM166 215H168V214H166ZM169 215H170V214H169ZM172 215H173V214H172ZM103 216H104V215H103ZM106 216H107V215H106ZM106 216H104V217H102V218H105ZM112 216H114V215H112ZM115 216H116V215H115ZM122 216H123V215H122ZM126 216H127V215H126ZM126 216H125V217H126ZM129 216H130V215H129ZM135 216H136V215H135ZM135 216H134V217H135ZM143 216H144V215H143ZM145 216H146V215H145ZM155 216H154V217H155ZM54 217H55V216H54ZM60 217H61V216H60ZM70 217H71V216H70ZM108 217H109V218H108ZM108 217H107V218H108L109 221H110L112 217L110 218L109 215H108ZM123 217H124V216H123ZM125 217H124V219H128V218H125ZM137 217L140 219V217H139L138 215H137ZM171 217H172V216H170L169 218L171 219ZM55 218H56V217H55ZM85 218H86V217H85ZM92 218H93V217H92ZM92 218H91V219H92ZM102 218H101V219H102ZM114 218H115L114 221L117 222V221H116V220H117L116 217H114ZM129 218H130V217H129ZM131 218H132V217H131ZM145 218H146V217H145ZM150 218H151V216H150ZM152 218H153V217H152ZM160 218H162V217H160ZM164 218H165V217H164ZM172 218H173V217H172ZM59 219H60V218H59ZM64 219L66 220V216H65ZM71 219H72V218H71ZM73 219H74V218H73ZM73 219H72V220H73ZM81 219H82V217H81ZM87 219H88V218H87ZM95 219H96V218H95ZM101 219H100V221H101ZM105 219H106V218H105ZM108 219H107V220H108ZM118 219H119V218H118ZM93 220H94V218H93ZM97 220H98V219H97ZM107 220H106V222H107ZM112 220H113V219H112ZM112 220H111V222H112ZM122 220H123V219L121 218V221H122ZM131 220H132V219H131ZM146 220H147V219H145V221H146ZM148 220H150V219H148ZM151 220H152V219H151ZM161 220H162V219H161ZM161 220H160V223H161ZM165 220H167V219H165ZM60 221H61V220H60ZM74 221L76 222V220H74ZM74 221H73V222H74ZM80 221H82V220H80ZM83 221H84V220H83ZM86 221H87V220H86ZM100 221H97V222L100 224ZM109 221H108V223H109ZM124 221L127 222L128 220H127V221L124 220ZM129 221H130V220H129ZM75 222H74V223H75ZM84 222H85V221H84ZM111 222H110V223H111ZM115 222H114V223L112 222V223H113V224H116ZM118 222H119V221H118ZM118 222H117V223H118ZM131 222H132V221H131ZM137 222H138V220H137ZM77 223H78V222H77ZM98 223H97V224H98ZM119 223H120V222H119ZM119 223H118V224H119ZM121 223H122V225H123V222H121ZM127 223H128V222H127ZM127 223H126V224H127ZM132 223H133V222H132ZM134 223H135V221H134ZM134 223H133L132 225H133V226H137V224L134 225ZM101 224H102V222H101ZM105 224H106V223H105ZM113 224H112V225H113ZM124 224H125V223H124ZM126 224H125V225H126ZM78 225H79V224H78ZM80 225H82V224H80ZM107 225H108V224H107ZM107 225H106V226H107ZM122 225H121V226H122ZM138 225H139V224H138ZM99 226H100V225H99ZM104 226H105V225H104ZM108 226H109V225H108ZM113 226H114V225H113ZM118 226L120 227V225H118ZM118 226H117V224H116V226H114V227H115L114 229H117ZM133 226H132V227H129V228H130V229H131V228L134 229ZM96 227H98V226H96ZM100 227H102V226H100ZM116 227H117V228H116ZM122 227H123V226H122ZM122 227H121V229H122ZM127 227H128V226H127ZM98 228H99V227H98ZM107 228H108V227H107ZM107 228H106V229H107ZM111 228H112V227H111ZM111 228H108V229H111ZM124 228H125V227H124ZM104 229H105V227L103 228V231H101L102 229L100 230V228H99V229L96 228V231L99 230L100 233H101V232H104ZM118 229H119V228H118ZM127 229H128V228H127ZM119 230H120V229H119ZM134 230H135V229H134ZM136 230H137V229H136ZM136 230H135V231H136ZM121 231H126V230L123 229V230H121ZM132 231H133V230H132ZM106 232H107V230H106ZM137 232H138V231H137ZM107 233H109V232H107ZM129 233H131V231H130ZM129 233H128V234H129ZM133 233H134V232H133ZM133 233H132V234H133ZM104 234H106V233L104 232ZM119 234H120V233H119ZM125 234H126V232L124 233V235H125ZM122 236H123V235H122ZM130 236H131V235H130ZM133 237H134V236H133ZM126 238H127V237H126ZM4 249H5V247H4ZM1 253H2V252H1ZM0 257H1V259L4 258V257L2 258V255H1ZM8 259H9V258H8ZM6 260H7V259H6ZM3 262H4V260H3ZM6 262H7V261H6ZM9 262H10V260H9ZM0 263H1V262H0ZM1 264H2V263H1ZM11 264H12V263H11Z\"/></svg>", "mask_w": 264, "mask_h": 264}]
</instances>
